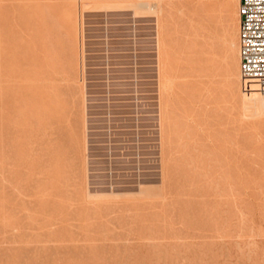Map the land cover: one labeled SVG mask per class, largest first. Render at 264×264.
<instances>
[{
  "label": "rangeland",
  "instance_id": "obj_1",
  "mask_svg": "<svg viewBox=\"0 0 264 264\" xmlns=\"http://www.w3.org/2000/svg\"><path fill=\"white\" fill-rule=\"evenodd\" d=\"M19 1L18 0H9V1L8 0H0V29L2 28V26L3 27L5 26V25H2L1 23L2 22H3V24H4V22L6 23V27L0 30V37H1L0 38V43H1L0 44V51H1L0 52V56H1L0 57V64L1 63L4 64L5 65L4 71L8 72V73L6 72L7 73V75H6V73L2 71V69H4V68L2 67L3 65L1 64L0 73L2 71V73H4V74H2V73L0 74V77L2 78V79H0V86H2L3 84H6L7 86L5 85L6 86L5 87L3 85L4 87L3 86H2V88L0 87V91L4 92L5 89H3V88H8V89H6V91L8 90L7 93H9V95L6 93V91L4 93H6L7 95L2 94L3 92L0 93V97H1L0 102L1 101L3 102L4 99L8 100L7 102L4 100L5 101L4 105H3L4 102L0 103V129L2 131V132L0 131V146L3 144L0 147V151H1L0 155L3 156V160H2V157L0 156L1 157L0 158V162H1L0 163V184H2V185H0V192H1L0 193V200H1L0 203H2V204H0V213H1L0 215H2L0 217V224H1L0 230L2 232L0 234V241H1L0 242V255L3 254L0 256V264H264V203H263L264 202V190H263L264 185H261V184H264L262 181L263 177H264V171H263L264 170V168H263V166H264V161H263L264 160V154L263 155L261 154V153H264V145H263L264 144V142H263L264 141V137H263V135H264V120L262 121V118L264 119V115H263L264 110L257 114V112H255L253 110H247L242 106L243 103L241 104V101L243 102L242 99L244 98V96L247 97L248 94L244 88V85H242L243 81H242V78L240 77L241 72H240V76H239L240 80H239V77H235L236 78V80H235L234 76L229 74V73H231L232 70H235V68H236V64H235L236 59L235 60L233 59L235 54H233L232 51L230 52V48H227L228 45H225V42L223 40V38L230 39V35L235 34V32L237 30L238 21H237V17H234V15H235L234 12L235 11L237 12V10H238V7H237L238 3L234 2L235 5H234V3H232L233 6L231 5V7L230 6L228 7L227 5L231 4V3H228L229 0H225L227 2H225L224 0H221L220 3L223 1L221 4L220 3L218 4L219 0H217L218 2H216V3L214 2L216 0H209V1L203 0L204 2L206 1V3L202 2V0H192V1H190V0H186V1H184V0H147L148 2L146 0H70V1L56 0V2H54V0H52L57 5L60 4L59 6H57L56 4L53 3L54 5L52 6V3H49V2H52L50 0H43V1L42 0H38V1L37 0H30V4L25 3L27 1L29 2V0H27V1L21 0V2H19ZM57 1H58V3H57ZM63 1L65 3L66 2H68V3L63 4L64 3ZM71 1H74L75 6L72 4L73 2L71 3ZM139 1H144L149 6L146 7L147 9L146 8L140 9L141 11L139 10L138 12H136V10H138V9H136V7H134L133 4L137 3ZM196 1H198V2H196ZM9 2H12V4ZM14 2L18 3V6H20V7L22 6L23 7L22 9H24V11L21 12L22 10L20 11V9H19L20 7L16 6L17 5L16 3L14 5L13 4ZM31 2H33V3H31ZM191 2H193V3H191ZM209 2L211 5L209 4ZM224 2H225V5L227 4L226 5L227 7L225 5H224V7L222 6L224 4ZM7 3H9V4H7ZM21 3L22 4L24 3V4L22 5ZM46 3H49L50 6L48 4L46 5ZM131 3H133V4H131ZM164 3H166V4H164ZM34 4L38 5L39 8L38 7L37 8L39 10H37L36 8H35L36 10L33 9L34 7L37 6V5L34 6ZM156 4H157V6H156ZM204 4H207V5L204 6ZM214 4H216V5H214ZM67 5H69V6H67ZM161 5H163V6L161 7ZM167 5H169V6H167ZM9 6H10L11 10L14 8H16L18 10L15 11V9H14V11L12 13L11 10L9 9ZM25 6L26 7L28 6L27 8L30 9L31 13H30V11L27 12V9ZM54 6H55V8H54ZM60 6H62V7H60ZM63 6H66V7L64 8ZM187 6H189V7H187ZM191 6L194 8H192ZM214 6H216V7H214ZM12 7H14V8H12ZM45 7H47V8H45ZM51 7H53V8H51ZM69 7H71V9L73 8L74 11L71 10ZM205 7H207V8L209 7L210 9L209 8L206 9ZM222 7L224 8V10ZM233 7L236 10H234ZM40 8H42V9H40ZM48 8H51V9H48ZM161 8H162V10H161ZM214 8H217V11L218 10L219 11L218 12L215 11L216 9H214ZM229 8L233 9V13L231 12L232 10H230V11L228 10ZM54 9H56V13L58 12L59 14H56L54 11H52ZM61 9L62 10L65 9V12L67 10L68 13L71 12V15L69 16V14L67 12L64 13V11L61 12ZM1 11H3V12L6 11L5 13L8 12L7 14L11 15L13 18L11 17V19H10V16H8L7 14L5 16V13H2ZM213 11H214V14H213ZM18 12H19V14H18ZM24 12L26 13V16H25ZM34 12H37V14H35L36 18L33 16ZM44 12L47 15H45ZM191 12L194 13L193 16H192ZM206 12L208 14V17H207V14H205ZM210 12H211V15H213V17H211V18H210V14H209ZM219 12H221V13H219ZM229 12L232 14V16H231V14H229ZM27 13L30 16H27L28 15ZM222 13H227V14L226 15L223 14L224 15L223 16ZM31 14H32V17H31ZM49 14H52V15L55 14V15H53V17H52ZM161 14L163 16H161ZM169 14L171 16H168ZM188 14H190V15H188ZM20 15H22V17ZM199 15L202 17V19L200 18ZM217 15H218V17H221V19L219 18V20H217V17H216ZM39 16H42V17L37 19V17H39ZM49 16L52 18L51 20H53V21L56 20L57 22L51 21ZM56 16H58V17H56ZM157 16H158V18H157ZM226 16L229 19H227ZM5 17H7V20H11V21H6ZM17 17H18V21L16 20ZM28 17H31V18L34 17L35 18L32 21V23L31 22L28 23L30 26L32 25L31 26L32 28L29 27V25H27V22L32 20L31 18H28ZM67 17L68 18L70 17L69 21L71 23L68 22ZM188 17H189V19H188ZM233 17H234V19H233ZM26 18L29 20L26 21L27 20ZM48 18H49V20H48ZM166 18H167V20H166ZM171 18L173 19V21H171L172 20ZM4 19H5V21H4ZM19 19L21 22L19 21ZM42 19L43 20L45 19V20L43 21ZM12 20H15V21L13 22ZM190 20H191V22H192L191 24L193 26L190 24ZM221 20H223V21H221ZM36 21H38V23H35ZM50 21L52 23H55V25L53 24L54 27L52 26L51 23H49ZM180 21L184 24V27H183V24L180 23ZM206 21L208 22L209 25H207ZM233 21H234V23H231ZM10 22L11 23L13 22V24H10ZM18 22H20L19 25H16V24H18ZM45 22H46V24H45ZM164 22H166V23H164ZM194 22H196L195 25L193 24ZM213 22H215V23H213ZM221 22H222V24H221ZM228 22H229V26H228ZM14 23H16V24H14ZM40 23H41V27L44 26L43 28L45 30H49V28H50V31L49 32L44 31L43 28H41V27L39 28V26H36V24L40 25ZM169 23L172 26L168 25ZM236 23H237V25L235 26ZM9 24L12 25V26H9L10 28L7 26ZM22 24L23 25L26 24L28 27H26V25H25V27H26V29H25V27ZM230 24H234V28L231 27L233 25H230ZM13 25H15V26L13 27ZM181 25L183 28L181 27ZM198 25H200L201 27H199ZM175 26L177 29H174ZM185 26L188 29H186ZM189 27H190V29H189ZM202 27L204 28V30H202L203 29ZM6 28L9 31V33L7 32ZM22 28L25 29L24 32L26 34H22V33H24ZM191 28H192V30H191ZM193 28H195V29H193ZM10 29H11L12 33H10ZM17 29H19V32H20V30H22V31L19 33L17 31ZM32 29H35L36 31L34 32ZM169 29H171V30H169ZM183 29H185V30H183ZM205 29H207L206 32H205ZM214 29H215V31H214ZM30 30H32V31H30ZM39 30L40 31L43 30V31L40 32ZM164 30H167L168 33L166 31H165L166 32L165 33ZM195 30L198 32V34ZM1 31L2 32L4 31V32L2 33ZM16 31H17V34H15L16 35L15 36L14 32H16ZM172 31H174L173 32L174 34L172 33ZM233 31H234V33H233ZM31 32L33 35H29V34H31ZM162 32L164 33V35ZM35 33H36V35H34ZM45 33L47 34V37H46ZM169 33H170V35L172 33V37L169 35ZM211 33L213 36L211 35ZM42 34H43V36L44 35L45 36L43 37ZM49 34L54 35V38H52V36H50ZM55 34H56V36H55ZM182 34H183V36L187 35L189 37V40H188L187 36H184V38H182L183 37ZM214 34H215V36H214ZM1 35H3V37ZM10 35H13L15 37V39H13L14 38L13 36H12L13 38L12 37L8 38V36H10ZM26 35H29V36H27V38L28 37H30V38L24 39V36H26ZM20 36H21V38L22 37L23 38L17 39ZM38 36L40 37L41 40H39ZM179 36H180V38H177ZM36 37H37V39L35 41ZM41 37H43V38H41ZM168 37L171 40H169ZM194 37H198V38H194ZM32 38H34V39H32ZM176 38H177V40H176ZM7 39H8V41H7ZM10 39H11V41H10ZM20 39L22 40L21 43L19 42ZM56 39H57V41H56ZM207 39H208V41H207ZM4 40H6L7 43H5ZM23 40L27 44L26 43L23 44V42H24ZM30 40H32L33 43ZM162 40H164L163 41L164 45H163ZM172 40L174 42H172ZM215 40H217V41H215ZM29 41L31 42V44ZM167 41H168V43H170L169 46H168ZM169 41H171V42H169ZM180 41H182V42H180ZM178 42L180 43V45ZM185 42H186V44H185ZM221 42H223V43H221ZM4 43L7 44L9 47H11L13 45L11 48H13V49L15 48V49H17V51L14 49V51H15L14 52L13 49L12 50L9 49V47L7 45H5ZM177 43L181 48L177 45V47H174L175 48L174 49L173 46H175ZM195 43H197L196 46L198 44L200 45V47H199L200 49H198L199 45L197 46V49H196V46L194 45ZM217 43L218 44L220 43V44L218 45ZM28 44L30 46H26ZM48 44H50V46L52 45V47L55 46V47H53L55 49V53L53 52V49L52 50L49 49L52 47H49ZM187 44H188V46H187ZM206 44L207 45L209 44V46H207ZM18 45H19V47H18ZM31 45H33L32 46L33 50L31 49L32 48ZM162 45L164 46V48L162 47ZM25 46L27 48L31 47V48H28V50L31 49L34 52H31V50L27 51L26 50L27 48L25 49ZM46 46H48V47H46ZM189 46L193 47V48H190ZM42 47H43V49H42ZM187 47L189 48V51H188ZM205 47H207L208 51L205 49ZM215 47L217 49H214ZM20 48L23 49L24 54H25V51H26V53L27 52L28 53L24 55L23 51ZM221 48L226 49L227 53L225 52V50H221ZM40 49L42 52L46 53L45 54L46 56L44 55V53H42L40 51ZM201 49L203 50V52ZM70 50H72V52ZM168 50H169V52L171 50H173L170 52V54L172 52H174L172 54H174V55L178 54L179 56L182 55V58H181V56L179 57L177 55V57H176V55L175 56L173 55L175 58L174 59L173 56L167 52ZM175 50H176V53H175ZM209 50L212 51L213 53L212 52L210 53ZM47 51H50V52H48L50 54H48ZM177 51H179V52H177ZM184 51L185 52L187 51L186 53L188 54V56L190 54H193V56L190 55L188 58V56L185 55L186 53ZM218 51L220 53H218ZM7 52L8 53L10 52V54H8ZM51 52L54 53L55 55L54 54L51 55ZM56 52H57V55L59 54L61 56V57L60 56L57 57L59 59V60H57V62L53 60V59L56 60V58L54 57V56H57ZM78 52H79V54H78ZM229 52H230V54L232 53V56L228 55ZM164 53H165V55H164ZM197 53H199L201 55H199ZM72 54L74 57L76 56V60H75L76 62L72 61V59H71L73 57ZM211 54L214 56H211ZM5 55H7V57ZM31 55H33V56H31ZM34 55L37 57L35 58ZM40 55L43 56V58ZM47 55L48 56L51 55L52 57H48ZM163 55H164V57L162 59ZM203 55H205V56H203ZM208 55L210 57H208ZM215 55H217V56H215ZM218 55H219V58L221 57V59L223 61L219 58L218 59L215 58V57H218ZM8 56H10V57H8ZM13 56H15V57H13ZM18 56H19V58L22 57V59L17 58L18 59V60L16 59L17 64L15 63V61L13 64L12 59L16 58ZM68 56H69V58L71 56V58L69 59ZM165 56H168V58ZM169 56L173 59L171 60V58H169ZM183 56H185V57H183ZM3 57H6V59L9 58L10 60L5 59L6 60L5 61ZM30 57L33 59V60L31 59L30 63H34V64L29 63ZM44 57H47V58H44ZM74 57H73V60L75 59ZM186 57L188 59H186ZM199 57L202 59H200ZM229 57H231V58H229ZM23 58L24 59L26 58L27 60L29 59L28 62H26L27 61L26 59H25V61H23L24 60ZM40 58L44 62L41 60H40L41 61L40 62L39 61ZM67 58L70 60L69 62H68ZM180 58H181V60H180ZM207 58H209V61H210L209 63L207 62L208 61ZM211 58H215V59H213V62H212L213 64L211 63V60H212ZM1 59H3V60H1ZM196 59H197V61L199 59V61L202 62V63H200L201 65L199 64V62L196 61ZM201 60H203V61H201ZM224 60H226V61H224ZM20 61L22 64H23V62H25V63L23 65H21V63H19ZM51 61H52V64H54V65L57 64L56 65L57 69H60V71H58L56 69V66L51 64ZM166 61L168 63L167 66L165 64ZM177 61H179L180 63L178 62L179 64H177ZM214 61L218 62V63H215ZM231 61L234 65L231 63ZM6 62L9 63L7 65L10 67L9 69H7L8 67H6V64H7ZM36 62L39 64V65L37 64L38 66L35 64ZM66 62H68V63H66ZM170 62L172 64H174L176 67L174 65H172ZM182 62H183V65H180V64H182ZM189 62L191 63V65ZM193 62L196 65L195 64L192 65ZM204 62L207 63V65ZM27 63H29V64H27ZM184 63H186V64H184ZM226 63H228V66H230V67L225 65ZM74 64H76L75 68H74ZM169 64H171V65H169ZM197 64L200 65L202 69ZM202 64H204V65H202ZM15 65H17L18 67H16ZM20 65L22 67H20ZM60 65H62L61 68L59 67ZM222 65L225 67V70H226V68H227V70L231 69L230 72H229V70H228V72L225 70H222L223 69ZM31 66H32V68H31ZM45 66L48 67V71H47L48 74L45 71V70H47V68ZM50 66L53 69L54 68L55 69L52 70V68ZM67 66L68 67L70 66L69 72H72V70H73L72 68L75 69V70H73V72L74 71L76 72V70H78L77 74L74 72V73H70V75H68L69 72L67 70H69V69H67V70L64 69V68H68ZM169 66H172V68ZM12 67H13V70H12ZM14 67H16V68H14ZM33 67H35V68H33ZM36 67H37V69H36ZM164 67H165L166 71L163 70ZM173 67H175L174 69L178 70V71H175L173 69ZM180 67H181V69H180ZM183 67H184V69H182ZM185 67H190V68L187 69ZM195 67H196V72L194 69ZM206 67H208L207 69H210V68L213 69L212 72L210 70H209V72H208V70L206 71L205 70ZM30 68H31V71L28 70ZM215 68H218V69H215ZM15 69H16L15 72L19 71L16 73L18 75V77L16 76V74L14 72ZM32 69H34V70L32 71ZM42 69L45 71L44 73L42 72L43 71ZM49 69H51L53 72L55 71V73H52L51 70H49ZM197 69H198V71H197ZM9 70L11 71V73L14 72V75H13V73H12V75H10L11 77L14 76V77H12L13 79L11 77H9V75H8V74H10ZM39 70L42 73H40ZM167 70H169V71H167ZM170 70H172V72ZM219 70L222 71L223 73L222 72L220 73ZM20 71H21L23 77L20 76L21 75ZM49 71L52 74H49ZM162 71L163 72L165 71L166 73L165 72L162 73ZM188 71L191 75L188 74ZM201 71H203V72H201ZM215 71H217L219 74ZM29 72H31V76H30ZM37 72H38V74L40 73L41 76L40 75L37 76V74H35ZM205 72H206V74H205ZM225 72H226V74H225ZM207 73L209 76L207 75ZM33 74L36 75V77ZM61 74L64 78L60 77ZM65 74H67V75H65ZM71 74H73L74 76ZM163 74H164V76H163L164 78H162ZM220 74L222 77L220 76ZM165 75H167V76H165ZM169 75H170V77L172 76L174 78H172V77H171L172 79L169 78ZM32 76H33V78H32ZM71 76H73L74 78L73 77L71 78ZM201 76L209 78L207 81H209L213 77L212 78L213 80L211 79L212 80L211 82H213V84L217 83L218 85L217 84H214V85H217L218 87L213 86L214 88L207 89V86H208V88H210L213 84L210 81L209 82L205 81L207 78H204V77H203L204 80L202 81ZM21 77H22V79H21ZM39 77L41 80H38ZM196 77H198L199 79ZM227 77H229V78L226 79ZM28 78H31L34 80L32 82H28L30 80V79L28 80ZM50 78L51 79L53 78V79L51 80ZM179 78H183L184 80L181 79L182 80L181 81ZM186 78L188 80H186ZM23 79L26 81H24ZM78 79L80 82L77 81ZM168 79H169V81L170 80L173 81V82H171L172 87H171V83L168 81ZM189 79H190V82L188 84ZM192 79L196 80V83L198 81L199 82L198 84L200 86L198 84H196L195 82H193V84L191 85V83H192L191 81H194ZM20 80H22L23 83L24 82L25 83L22 85L21 84L22 82L20 83ZM47 80H49V81H47ZM50 80H51V83H50ZM59 80L60 81L62 80V81L59 82ZM68 80L70 82L74 80L73 83L75 85H73L72 83H69ZM162 80H165L166 82L162 81ZM219 80H220V82H219ZM226 80L228 81L227 83H226ZM231 80H232V82H231ZM234 80L236 82H238V80H239V82H238V84H235V85L233 84L234 86H232L231 83H234L235 82ZM42 81L44 82L45 86H47V88L43 87L44 84ZM66 81L68 82V85L66 84L67 83ZM7 82L8 83L12 82L11 83L12 86L7 84ZM55 82L57 84L56 88L54 87ZM167 82L170 84H168ZM177 82H179V83H177ZM206 82H207V86H206ZM229 82L231 85L228 84ZM240 82H242V83H240ZM14 83L16 84V86L14 85V87L17 88V85H18L19 87H22V88H17V89L15 88L14 89L13 88ZM30 83H32V84H30ZM37 83H40V84H37ZM182 83L184 85H181ZM201 83H205V84L202 85ZM222 83H223V85H222ZM225 83L230 85V86L227 88L226 87L227 85ZM19 84H21V86ZM34 84L35 85L37 84L39 86L35 87ZM41 84H43L42 85L43 88L42 87L40 88ZM59 84L61 85V87ZM162 84H165V85L162 86ZM179 84L182 87L183 86L187 87V88L183 87L184 89H186L187 92L186 91L184 92V89H183V91H182V89L179 90V88H180V87H178ZM187 84L189 86H186ZM33 85H34V87H33ZM58 85L60 88L58 87ZM77 85H81V86L77 87ZM30 86H32L33 88ZM48 86H50V87H48ZM75 86L77 88H75ZM195 86H196V88H195ZM204 86H206L205 89L207 90V92L205 89H201V88H204ZM223 86H225V87H223ZM238 86H239V88L241 87L242 90L239 89ZM57 87L60 89V93H59V90ZM192 87L197 89V91L190 90V89H193ZM222 87L225 89H223ZM12 88L14 89V91ZM49 88L50 89L52 88L51 91L53 92L54 95L56 94L55 96L53 94H51L52 92L50 93V91H48V90H50ZM78 89L81 91H79ZM162 89L166 90L168 92V94L166 91H163ZM198 89L199 90L201 89V91H199ZM216 89L219 91H217ZM228 89L230 91H228ZM16 90H18L20 92H18ZM41 90L44 93L46 92L45 94H47V95L50 94V95H48L49 97L47 95H45L44 93L41 94L42 93ZM226 90L228 92H231V93L230 94L227 93ZM240 90H241V92H240ZM22 91L24 93V96H23ZM37 91L39 93H37ZM56 91L59 94H57ZM66 91H68V92H66ZM70 91L72 94L70 93ZM194 91H195V94H194ZM224 91H226L225 92L226 94L223 93ZM234 91H235L236 95L234 94ZM11 92H13L12 93L13 95L14 94H16V95L13 96L12 94H10ZM15 92H17V93H15ZM29 92L31 93V95ZM63 92H64V94H63ZM73 92L74 93L76 92V94H74ZM77 92L79 93V95ZM164 92H166V93H164ZM169 92H170V94L172 92H174L175 94L173 93L171 96H173V97L175 96V97L172 98L171 96H169ZM198 92H200V93H198ZM218 92L221 93L222 95L221 94L219 95ZM32 93H33V95L36 94L35 95L36 97L35 96L33 97ZM65 93H66V96H65ZM80 93H83V94H80ZM178 93L179 94L181 93L180 95H182V96L177 95ZM190 93H191V95H190ZM215 93H217L219 95V97H218L216 94L215 98L217 97L218 99H220L221 103H219L220 101L217 100V98H216V100L212 99V95H214ZM17 94H19V95L17 96ZM73 94L75 97H73ZM200 94H202V95L200 96ZM223 94L225 96H223ZM231 94H232V96H231ZM3 95L8 96V99H7V97L4 98L5 96H3ZM164 95L165 96L168 95V97L167 96L165 97ZM2 96H3V98H2ZM12 96L13 97L16 96L15 98H13V101H12V99H9L10 97L12 98ZM77 96L80 98V100L77 98ZM191 96H192V98H191ZM199 96H200V98H197ZM206 96L208 98H206ZM227 96H228V98H227ZM229 96L234 98V100L232 98H230ZM236 96L238 98L241 97V99L239 98V100H236L237 99ZM39 97L44 103L47 100H50L49 102L47 101L45 103L46 104L45 110L43 109L44 108L43 106H45V105L43 102H41ZM43 97H44V99H43ZM62 97L64 100L60 99ZM81 97L83 99H81ZM179 97H181L183 99V101ZM31 98H32V101L35 100L36 98L38 99V100L36 99L35 100L36 102L35 101L34 102L35 103H37V101L39 102V103H37V107H38V110H41V111L38 112L37 107L35 106L36 104L33 102L35 104L34 105L33 103H31V101H29V100H31ZM57 98H59V99L57 100ZM72 98H74V99H72ZM167 98H169L170 101ZM171 98L173 99V103H171L172 102ZM205 98L207 100L210 98V101L208 100L209 101L208 102ZM213 98H214V96H213ZM22 99H23V102L21 101ZM66 99L67 100L70 99V100L67 101ZM188 99L189 100L193 99V100L187 101ZM19 100L21 101L22 105L20 104ZM44 100H46V101H44ZM54 100L56 102H53ZM77 100L80 101V103L76 102ZM81 100H83V101L81 102ZM162 100H163V102H162ZM225 100L228 102H226ZM14 101H16L18 104L14 103ZM65 101H66V103H65ZM168 101L170 103H168ZM215 101H216V103H215ZM224 101H225V103H227L226 105H224L225 104ZM234 101L235 102L237 101V102L235 103ZM67 102H70L71 105H73V107L70 105V103H67ZM166 102L168 103V105H166ZM193 102L195 104H193ZM197 102H199V103H197ZM207 102H208V104H207L208 106L207 105L204 106ZM222 102L224 103L223 107L221 105ZM239 102H240V104H239ZM11 103H13V104H11ZM29 103L33 104L35 107L30 106L31 104L29 105ZM60 103L62 104V106L59 105ZM76 103H78V104H76ZM83 103H85V104H83ZM187 103H188V105H187ZM190 103L192 104V106H194V107L196 106V108H195L196 110L192 109L193 107L190 105ZM228 103H230V104H228ZM231 103H234L236 105L231 104ZM8 104H10L11 106ZM38 104H41V109H39L40 106H38ZM79 104H80V106H81V104L84 105L83 107L81 106L83 109L81 108V110H80V107L77 109L76 105L78 106ZM173 104H174V106H173ZM201 104H204V105H201ZM14 105H16L15 108H17L18 110L12 109V107ZM189 105L191 106V109L193 111L189 108L190 107ZM209 105H210V107H209ZM211 105H213V108H211L212 107ZM238 105L241 108H239ZM4 106H7V107H4ZM18 106H20V107H18ZM21 106H23V108H21ZM168 106H170V107H168ZM197 106H199V107L201 106L200 109L203 108L201 111L203 113H205V112L206 113L201 114L200 110H199L200 112H198L197 110L199 107H197ZM218 106L222 107V108L219 109ZM31 107L32 108L34 107V108L31 109V111H30ZM227 107H229L231 109H229ZM73 108H75V110H77L79 112L75 111ZM181 108L182 109L186 108V110L189 112V113L187 112L188 116L185 114L186 112L184 110H182ZM204 108H205V110H204ZM210 108H211V110H210ZM232 108L239 111L241 114L237 111H235L237 113L233 112L234 110ZM10 109H12V110H10ZM207 109H209L210 111H207ZM215 109H217V110H215ZM241 109H243V110H241ZM6 110H8V111L10 110V113L12 114V116ZM19 110H20V112L22 110V112L20 113L21 116H18ZM32 110L34 111L35 114L33 113ZM35 110H36V112H35ZM166 110L168 111L167 113H166ZM222 110H225V114ZM13 111H15V114ZM171 111H173L174 113ZM212 111L216 112V114L220 113L217 116H220L221 112L223 115H221L222 116L221 118H219V117L217 118L215 116L216 114H214V112H212ZM226 111H227V113H226ZM229 111H231V112H229ZM40 112H43L45 116L46 115L47 116L49 115V116L46 118V117H44L43 113L41 114ZM46 112H47V114H45ZM56 112H57V114H56ZM210 112H212L214 115ZM232 112H233V115H232ZM4 113L8 119H9V117H11V118L9 120H7V118H5L7 120V121H5L4 117H2L4 115ZM59 113H63L65 116L63 114H59ZM72 113H74V115ZM76 113L77 114L83 113V115H82V117L80 114H78V116H77ZM194 113L195 114L196 113L201 114V115L197 114L196 116H199V117L201 116L202 121L203 122L205 121L206 125H204V123L202 124L200 118L198 119L193 115ZM40 114L45 119H48L50 117L48 119L49 121L45 120ZM227 114H231V115H229L230 117L228 116L229 119H227V117H226ZM13 115L14 116L17 115L16 118ZM32 115H33V117L34 116H36V117L33 118ZM202 115H205V116L202 117ZM209 115L212 117H210ZM236 115H237V117H236ZM242 115H244V116H242ZM261 115H263V117ZM213 116L215 117V119H213L214 118ZM257 116H259L261 118H259ZM12 117H14L13 121L15 123L12 122V119H13ZM19 117H21L20 118L21 121L19 120ZM38 117H40V118H38ZM79 117H80V119H79ZM173 117H174V119H172ZM176 117H177V123L175 121ZM180 117L182 119H179ZM204 117H205V120H203ZM206 117L212 118V119L208 120V118L206 119ZM252 117H256V119L258 121H261V123L262 122L263 123L262 124L260 122L258 123V121ZM61 118H63V119H61ZM73 118L75 121H78V122H75L73 120ZM183 118H185V119H183ZM186 118H188V119L186 120ZM31 119H32V121H31ZM38 119H39V122H38ZM71 119L73 120V123L75 122L74 123L75 125L78 123L77 124L78 126L76 125V127L75 126L73 127L74 124H72ZM165 119H166V121H165ZM169 119H170V121H169ZM171 119L175 122L174 124H172V123L170 124V122H173ZM226 119H227V121H226ZM236 119L238 121L240 119H242V120H240L238 122ZM18 120L20 121V123H18L19 122ZM41 120L43 121V123H46V124H41L42 123ZM167 120H168V122H167ZM180 120L183 124L181 122H178ZM190 120H192V121H190ZM206 120H208V121H206ZM217 120L218 121L221 120V122H219V123H221V125L223 126V127L221 126V128H223L224 133L226 132V130L228 128H229L228 130L232 131V132L229 133L227 130V132L225 133L227 135H225V137H224L223 136L224 133H222L223 130L220 131L221 130V128L219 126L220 124L217 123ZM228 120L229 121L231 120V125L229 124L230 122ZM232 120L235 121L234 123L236 126L234 125ZM16 121H18V122H16ZM30 121L31 122L35 121V122H34V124L33 123L30 124L31 123ZM65 121L68 123V125L66 124ZM241 121L242 122L244 121L245 122L244 124H246V125H243V123ZM6 122H8V123H6ZM51 122H53L54 125ZM81 122H83V123H81ZM185 122H189V125H187V123L185 124ZM192 122H194V123L196 122V123L194 124ZM211 122L213 125L210 124L207 126V123L209 124ZM12 123L14 125H16V123H17V125L12 126L13 125ZM47 123L48 124L50 123V124L48 125ZM226 123H228L229 125L228 124L226 125ZM237 123H239L240 126L242 125L241 127H243V128H239L240 126L238 127ZM51 124L54 127H52ZM61 124L63 127L61 126ZM69 124L70 125L72 124L71 127H69V128L66 127V126H70ZM175 124H176V126H175ZM1 125H2V127H1ZM38 125L40 127H38ZM184 125L185 126L187 125L186 128L184 129L185 132L187 131V128H188V131H187L188 133L186 132L187 135L184 133V130L181 129V127L182 128L185 127ZM202 125H204V126H202ZM224 125L227 126V129ZM4 126H6L7 128ZM44 126H46V127H44ZM82 126L84 128H81ZM196 126L200 127V128H197ZM205 126H207L210 129H208ZM209 126H211V127H209ZM218 126H219L220 130L218 129ZM19 127H21V128H19ZM31 127H33L34 131L31 130ZM42 127H43V129H41ZM175 127H178V128L175 129ZM191 127L194 128V129H192L194 132L191 130ZM246 127H247V129H246ZM15 128H16V130H14ZM53 128H55L54 131H53ZM254 128H256L257 130ZM4 129L9 131V132H7V131L4 132L5 131ZM40 129L42 131H38ZM58 129H60V130H58ZM82 129H84V130H82ZM168 129H169V131H168ZM189 129L192 131L193 135ZM195 129L197 130V132ZM236 129L238 132H236ZM244 129H246V130H244ZM67 130H70V132ZM165 130L168 132V134H166L167 132ZM179 130H180V132H179ZM181 130L183 132H181ZM199 130H200V132H202V134L198 132ZM242 130H243V134L239 133ZM251 130L253 131V133ZM259 130H260V132H259ZM45 131H46V133H44ZM59 131L61 133H59ZM204 131L205 132L209 131V132L205 134ZM254 131L258 132L259 139H258V137H256L257 133H255ZM40 132H41V134H39ZM52 132H53V135H52ZM64 132H66V133H64ZM67 132H69L68 135H67ZM75 132L77 134H75ZM171 132H172V135H171ZM173 132H175V133H173ZM1 133H2V135H1ZM9 133H11V134H9ZM36 133H37V135H36ZM43 133L45 135L47 133H49V135L47 134L46 135L47 137H46ZM58 133H59V136H58ZM249 133H251V134H249ZM18 134H19V137H18ZM55 134L57 135V137ZM175 134H176V136H173ZM183 134H185V135H183ZM212 134L214 135L213 136L214 139L212 138ZM252 134H255V136L254 135L251 136ZM259 134L261 135L262 138L260 137ZM6 135H8V136H6ZM75 135L78 137H76ZM177 135H179V136H177ZM194 135H197V136H194ZM207 135H208V137H206ZM235 135H237L236 136L237 138H235ZM239 135L240 136L245 135V136H243L241 138V137H239ZM246 135H250L251 137L250 136L249 137L251 138V140H256V139L257 140L256 141H250V139H248V136L246 138ZM1 136H4V137H2V139H1ZM40 136L42 137V139ZM170 136L172 138L176 137L177 141L175 140V138L172 141V138ZM186 136H190V137H186ZM200 136H203V137H200ZM227 136H228V138H227ZM34 137H38V138L40 137L39 139H41V140H39L38 138L35 139ZM166 137H169L171 139L166 138ZM215 137H216L217 141L215 140ZM231 137H233V138H231ZM13 138H15L17 140H15ZM190 138H192V140ZM200 138H201V140H199ZM203 138H205V139H203ZM222 138H224V140L227 139V140H225V143L223 142L224 140H222ZM229 138H230V140L231 139L233 140V141L231 140L233 143L228 141ZM240 138H241V140H240ZM65 139L67 141H69L71 139L70 141L73 143L71 144V142L64 141ZM182 139H184V141ZM193 139L195 141L197 140L196 141L197 144L195 141L193 142ZM211 139H213L215 141L213 142V140H211ZM9 140H10V142H9ZM42 140L44 141L43 143H42ZM259 140H261L262 142ZM32 141H35L36 143L32 142ZM45 141H47V142H45ZM208 141H211V142H209V144L211 143L210 145L207 143ZM235 141H236V144H235ZM257 141H259V143ZM11 142H12V145H11ZM39 142H41L42 144ZM66 142L70 143L72 145L71 149L72 148H75V149L71 150L70 147H68L71 145L67 144ZM173 142H175V143H173ZM187 142H188V145H187ZM222 142H223V144L230 145V146L228 147L226 145H223ZM241 142L242 143L248 142L247 146H249V148L245 144H240ZM80 143L82 145L79 146ZM168 143H169V145L167 146ZM191 143H192V145L194 144L193 147L195 146V148H197L196 153L199 152L198 154H200L199 155L200 158L198 157V155L196 153H193V151H195L193 149H195V148H193V147L191 148V146H192ZM204 143H205V146H203ZM249 143H250V145H249ZM6 144H8L9 146H6ZM31 144L33 147H31ZM51 144H52L51 148L53 150L51 149L50 150L51 152H50L47 148L50 149ZM174 144L178 147V149L176 146H174ZM234 144L237 145L238 147L233 146ZM261 144L263 145V148H260L262 146ZM13 145H14V147H12ZM37 145H38V148L36 151L35 147H37ZM43 145L45 147L44 150H43L44 147H42ZM53 145H54V147H53ZM170 145L172 147H170ZM199 145H201V147ZM10 146H11V148H9ZM85 146H86V149H85ZM166 146H167V148H166ZM244 146H246L247 151H249L250 154L247 153V151L245 150L246 148ZM251 146L253 147V149ZM2 147L4 149H2ZM66 147L69 148L71 151L68 152L69 149L67 150ZM174 147H175V149H174ZM179 147H180V150H179ZM183 147H185L186 150L187 149L189 150L191 148L192 153H191V150H189V151L187 150L188 152L186 151L187 152L186 153L184 151L185 148H184V150H182ZM198 147H200L201 149ZM225 147H227V148L225 149ZM241 147H244V148L242 150H239V149H241ZM60 148H63V149H60ZM64 148H66V149H64ZM206 148L208 149V151ZM214 148H215V150H214ZM231 148H233V149H231ZM237 148H239V149L237 150ZM11 149H13V150L11 151ZM167 149L168 150L170 149V150L168 151ZM211 149H213V150H211ZM251 149L252 150L255 149V150L252 151ZM260 149L262 152L259 151ZM59 150H61V151H59ZM200 150H202V151H200ZM216 150H218V151H216ZM63 151L65 153H61ZM73 151H75V153H72ZM213 151L216 153H214ZM243 152H245V153L243 154ZM254 152L257 155L254 154ZM56 153H59V154L57 155ZM179 153H182V154H179ZM188 153H190L191 155ZM203 153L205 155H203ZM227 153H228V155H227ZM232 153H234L235 155ZM193 154H195V155L193 156ZM212 154H215V155L217 154V156H214V155L212 156ZM218 154H219V156H218ZM245 154H247V156ZM10 155H13V156H10ZM241 155H243L244 157ZM173 156H176V158L174 157V160L172 159ZM189 156H191V157H189ZM196 156H197V158H196ZM211 156H212V158H211ZM259 156H262V157H259ZM15 157L17 158V160H19L18 162H17ZM214 157L216 159H214ZM11 158H12V160H11ZM73 158H75V159H73ZM229 158H230L231 162H229V160H228ZM6 159L9 161L6 162ZM178 159H180V160H178ZM182 159H184V160H182ZM260 159L262 160L261 165H260L261 161H259ZM168 160H170V161H168ZM217 160H219V161H217ZM171 161H174L172 163L173 165L171 164ZM200 161H202V162H200ZM227 161L229 164L227 163ZM178 162H179V164H178ZM218 162H223L225 165H221L223 163H218ZM168 163L171 166L169 165V167H168L167 166ZM187 163L190 166V169L187 170L189 172H186V170H184V168H186V169L189 168V166L188 167L186 166ZM216 163L219 166L216 165ZM226 163H227V165H226ZM236 163H238V164H236ZM180 164H183V165L181 166ZM201 164H204V165H201ZM220 165L223 167V169L225 167H228L227 169H229L230 171L228 170V171H224V172H227L226 174H228V175L230 173L231 176L229 175V176H227L228 178L226 176L224 178H222L226 174H224V172H223V174H221L222 172H220V171H222L223 169H219ZM235 165H236V168L235 169L232 168V166L234 167ZM238 165H239V167H238ZM178 166H179V168H178ZM1 167H3V168L1 169ZM5 167H7V168L5 169ZM173 167L175 169H173ZM243 168H245L246 170ZM14 169H16V171ZM167 169H170L168 171L169 172L171 171L172 176H171V174L170 175L168 174L169 172L167 171ZM227 169H224V170H227ZM238 169L240 170L239 172L237 171ZM242 169L246 172H243ZM176 170H178V171H176ZM192 171L193 172L195 171L194 174ZM196 171H197V173H196ZM166 172H168V173H166ZM179 172H181L180 176L176 175L177 173L179 174ZM11 173H13V174H11ZM188 173H189V175H188ZM182 174L184 176H182ZM219 174H221L223 176L221 177V175H219ZM262 174H263V177H262ZM11 175H13L12 178H11ZM166 175H167V177H165ZM168 175H169V177H168ZM175 175H176V177L177 176L178 177L177 178L174 177ZM185 176L186 177L188 176V177L186 178ZM182 177H184V179ZM261 177H262V179H261ZM167 178L168 179L170 178V179L167 180ZM234 178H235V181L232 180ZM13 179H16L17 181L15 182V180H13ZM174 179H175V181H174ZM223 179H225V180H223ZM257 179L258 180L260 179L261 181L259 180V182H258ZM254 180H255L256 185L254 183ZM12 181H14V182H12ZM226 181L228 183H229V181L231 182V183H229L230 187ZM181 182H183L187 186H184ZM234 182H235V184H234ZM8 183H10L11 185H9ZM167 183H170V184H167ZM225 183H227V184H225ZM13 184H15V185H13ZM81 184H82V187H80ZM178 184L182 185V187L178 186ZM167 185H168V187H167ZM231 186H232V188H231ZM10 187H12V188H10ZM83 187L85 188V190H83L84 189ZM4 188H5V190H4ZM14 188H16V189H14ZM166 188L168 190H166ZM175 188H178V189H175ZM229 188H231L232 191ZM87 189H89V190H87ZM179 189H181L180 190L181 192L179 191ZM234 189H236V190H234ZM256 189H258L260 191L259 192L260 194L257 192L258 190H256ZM11 190H14V191H11ZM91 190H93L96 194L99 191L104 192V190H105L108 194H106V192H105L106 196L104 193H103L104 195H100V196L91 195L90 193L93 192ZM182 190H184L185 192L183 191V193H182ZM261 190H263V191L261 192ZM113 191L115 192L114 194H113ZM117 191H118V193H116ZM132 191H134V192H132ZM169 191H170V193H169ZM230 191H231V194H234V193H237L240 191L243 194L238 193V195L235 194L232 196L230 194ZM12 192L13 193L16 192V193L13 194ZM175 192H178V193L175 194ZM86 193H87V195H86ZM88 194H89V197H88ZM228 194H230V196H228ZM14 195H15V197H14ZM117 195H119V196H117ZM16 196H17V199H16ZM91 196H93V197H91ZM238 196L239 197L242 196V197L239 198ZM12 197H13V199H12ZM84 197H86V198H84ZM112 199H113V202H112ZM106 200H107V202H106ZM233 201H235V203ZM116 202H118V203L115 204ZM239 202H240V204H239ZM260 202H262L263 204ZM229 203L231 206L229 205ZM226 205H227V207H226ZM232 205H235V206H234V208H232V213H230L231 211L229 212V210H231V207H233ZM239 205H241V206H239ZM236 207L239 209H237ZM262 207H263V209H262ZM9 208H10V211H9ZM235 209L237 211H239V210L240 211L237 213V211H235ZM5 210H7V212ZM222 210H223V212H222ZM2 212H3V214H2ZM8 212H9V214H8ZM227 212H229V213L227 214ZM235 213H237V216ZM229 214H231V215L233 214L234 218L232 217L233 215L230 217ZM6 215H7V217L9 215L10 216L7 218ZM245 216L248 219H250V221ZM5 217H6V219H5ZM10 217H11V220H8V219H10ZM12 217H14V219H12ZM240 218H241V220H240ZM228 219H230V220H228ZM235 220H237L238 222H236ZM234 221L236 222V224H234L235 223ZM245 221L250 222L249 224L253 225V226L251 227L249 224H247V222L244 223ZM239 222H240V224L241 223L242 224L241 225L238 224ZM11 223L12 224L14 223V224L11 225ZM217 225L220 228L217 227ZM232 225L234 228L232 227ZM3 226H6V227L9 226L10 229L7 227L8 229L4 230V228H6V227L3 228ZM238 226L242 230L243 229H245V230L249 229L250 231L247 230V235H246V232L243 231V233H245L243 235L242 230H240L238 228ZM241 226H242V228H241ZM246 226L248 228H246ZM250 228L253 229V231ZM235 229H237V230H235ZM232 230H234V231H232ZM9 231H10L11 235L9 234ZM236 232H238V233H236ZM1 235H3V238H1L2 237ZM5 235H6V237H5ZM8 235L10 236V239H9ZM241 235H243V237ZM13 236H15L14 239H13ZM237 237H239L240 239L239 238L237 239ZM243 238H244V240H245V238H247L248 240L244 241ZM8 239H9V241H7ZM254 240H255V242H254ZM12 241H14V242H12ZM247 241H249V242H247ZM245 243H247V244H245ZM252 243L253 244L256 243V247L255 246L251 247V246H253ZM12 246H14V247H12ZM10 247H12V248H10ZM1 249H3V250H1ZM245 250H246V253H244ZM9 252H11V253H9ZM24 252L27 254L25 255ZM243 253H244V255H243ZM45 254H46V256H45ZM4 256H6V261H5ZM49 256H50V258H49ZM245 256L247 258H245ZM44 257H46V258H44ZM9 259H10V261H9Z\"/></svg>",
  "mask_w": 264,
  "mask_h": 264
},
{
  "label": "bare ground",
  "instance_id": "obj_2",
  "mask_svg": "<svg viewBox=\"0 0 264 264\" xmlns=\"http://www.w3.org/2000/svg\"><path fill=\"white\" fill-rule=\"evenodd\" d=\"M8 1H9V0H8ZM18 1H19V0H18ZM24 1H25V0H24ZM26 1H27V0H26ZM37 1H38V0H37ZM42 1H43V0H42ZM42 1H41V2H42ZM50 1H52V0H50ZM61 1H62V0H61ZM64 1H65V0H64ZM64 1H63V2H64ZM66 1H70V0H66ZM146 1H147V0H146ZM184 1H186V0H184ZM190 1H192V0H190ZM208 1H209V0H208ZM220 1H221V0H219V2H218V1L216 0V1H214V2H215V3L218 2V4H219ZM224 1H225V0H224ZM229 1H230V2H229ZM229 1H228V3H231V4H230V5H227V4H226L228 7H229V6L231 7V5L233 6L232 3H234V2H237V3L239 4V0H229ZM19 2H21V0H20ZM45 2H46V1H45ZM47 2H48V1H47ZM54 2H56V0H54ZM54 2L52 1V2H49V3H52V6H53L54 4H56V3H54ZM72 2H73V3H72ZM147 2H148V1H147ZM188 2H189V1H188ZM196 2H198V1H196ZM202 2H204V1L202 0ZM212 2H213V1H212ZM222 2H223V1H222ZM222 2H221V3H222ZM225 2H227V1H225ZM225 2H224V4L222 5L223 7H224V5H225ZM9 3L12 4V2H9ZM9 3H7V4H9ZM15 3H16V2H14L13 4L15 5ZM25 3L30 4V0H29V2L27 1V2H25ZM31 3H33V2H31ZM35 3H36V2H35ZM49 3H46V5H47V4L49 5ZM53 3H54V4H53ZM57 3H58V1H57ZM59 3H60V2H59ZM66 3H68V2H66ZM66 3L64 2L63 4H66ZM71 3L75 6L74 1H71ZM191 3H193V2H191ZM204 3H206V1H205ZM221 3H220V4H221ZM237 3H236V4H237ZM16 4H17L16 6H18V3H16ZM21 4H22V3H21ZM21 4H20V5H21ZM23 4H24V3H23ZM23 4H22V5H23ZM37 4H38V3H37ZM37 4H34V6L37 5ZM61 4H62V3H61ZM131 4H133V3H131ZM164 4H166V3H164ZM164 4H163V5H164ZM186 4H187V3H186ZM209 4H210V2H209ZM38 5H39V4H38ZM38 5H37L36 7H34V6L32 5V6L34 7L33 9H34V10H36V9L39 10V9H38V8H39ZM56 5H57V4H56ZM59 5H60V4H59ZM59 5H57V6H59ZM73 5H72V6H73ZM133 5H134V7H136V9H138V10H136V12H138L140 9H144V8H146L147 6H149V5H148L146 2H144V1H139V2H137V3H134ZM133 5H132V6H133ZM158 5H159V4H158ZM163 5H161V7H162ZM190 5H191V4H190ZM190 5H189V6H190ZM192 5H193V4H192ZM206 5H207V4H204V6H206ZM210 5H211V4H210ZM214 5H216V4H214ZM226 5H225V6H226ZM234 5H235V3H234ZM11 6H12V5H11ZM39 6H40V5H39ZM44 6H45V5H44ZM49 6H50V5H49ZM57 6H56V7H57ZM67 6H69V5H67ZM130 6H131V5H130ZM156 6H157V4H156ZM167 6H169V5H167ZM189 6H187V7H189ZM193 6H194V5H193ZM196 6H197V5H196ZM227 6H226V7H227ZM18 7H20V6H18ZM18 7H17V8H18ZM25 7H26V6H25ZM25 7H24V8H25ZM27 7H28V6H27ZM27 7H26V9H27V12H28V11H30V9L27 8ZM30 7H31V6H30ZM37 7H38V8H37ZM60 7H62V6H60ZM63 7L65 8L66 6H63ZM191 7H192V6H191ZM214 7H216V6H214ZM223 7H222V8H223ZM226 7H225V8H226ZM234 7H235V6H234ZM234 7H233V9H234ZM237 7H238V6H237ZM237 7H236V8H237ZM12 8H14V7H12ZM22 8H23L22 6L19 8L20 11L22 10L21 12L24 11V9H22ZM35 8H36V9H35ZM43 8H44V7H43ZM45 8H47V7H45ZM51 8H53V7H51ZM51 8H48V9H51ZM54 8H55V6H54ZM69 8L71 9V7H69ZM148 8H149V7H148ZM167 8H168V7H167ZM192 8H194V7H192ZM205 8L208 9L209 7H208V8L205 7ZM211 8H212V7H211ZM222 8H221V9H222ZM9 9L11 10L10 6H9ZM14 9H15V11L18 10V9H16V8H14ZM14 9L11 10L12 13H13ZM28 9H29V10H28ZM33 9H32V10H33ZM40 9H42V8H40ZM62 9H63V8H62ZM62 9H61V12H62V11H64V13L67 12V10H66V12H65V9H64V10H62ZM66 9H67V8H66ZM74 9H75V8H74ZM146 9H147V8H146ZM186 9H187V8H186ZM209 9H210V8H209ZM214 9H216L215 11H217V8H214ZM233 9H230V8H229L228 10H229V11L232 10L231 12L233 13ZM10 10H9V11H10ZM68 10H69V9H68ZM71 10H73V8H72ZM71 10H70V11H71ZM161 10H162V8H161ZM167 10H168V9H167ZM193 10H194V9H193ZM212 10H213V9H212ZM223 10H224V8H223ZM234 10H236V9H234ZM7 11H8V10H7ZM42 11H43V10H42ZM42 11H41V12H42ZM50 11H51V10H50ZM52 11H54V12L56 13V9H54V10H52ZM52 11H51V12H52ZM73 11H74V10H73ZM140 11H141V10H140ZM165 11H166V10H165ZM195 11H196V10H195ZM218 11H219V10H218ZM218 11H217V12H218ZM226 11H227V10H226ZM1 12H2V13H5L6 11H5V12L1 11ZM21 12H20V13H21ZM38 12H39V11H38ZM51 12H50V13H51ZM185 12H186V11H185ZM188 12H189V11H188ZM188 12H187V13H188ZM192 12H193V11H192ZM192 12H191V13H192ZM221 12H222V11H221ZM221 12H219V13H221ZM7 13H8V12H7ZM7 13H5V16H6ZM9 13H10V12H9ZM24 13H25V12H24ZM30 13H31V11H30ZM32 13H33V12H32ZM42 13H43V12H42ZM44 13H45V12H44ZM67 13H68V12H67ZM156 13H157V12H156ZM167 13H168V12H167ZM167 13H166V14H167ZM181 13H182V12H181ZM197 13H198V12H197ZM203 13H204V12H203ZM234 13H235L234 17H237V21H238L237 30H236L235 34H231V35H230V39L223 38V40H224V42H225V45H228V46H229V47L227 46V48H230V52L232 51L233 54H235V56L233 57V59H234V60L236 59V61H235V62H236V63H235V64H236V68H235V70H232L231 73H229V74L233 75L234 78H235V77H239V76H240V72H241V70H240V55H239V41H238V31H239V12H238V10H237V12L235 11ZM18 14H19V12H18ZM21 14H22V13H21ZM27 14H28V13H27ZM35 14H37V12H34V15H33L34 17L36 16ZM38 14H39V13H38ZM56 14H59V13L57 12ZM68 14H69V16H70V15H71V12L68 13ZM193 14H194V13H192V16H193ZM205 14H207V12H206ZM209 14H210V18L213 17V15H211V12H210ZM213 14H214V11H213ZM215 14H216V13H215ZM217 14H218V13H217ZM223 14L226 15L227 13H222V15H223ZM229 14H231V13L229 12ZM7 15H8V14H7ZM13 15H14V14H13ZM45 15H47V14L45 13ZM45 15H44V16H45ZM49 15H51V16L53 17V15H55V14H53V15H52V14H49ZM188 15H190V14H188ZM8 16H10V19H11L12 16H11V15H8ZM20 16L22 17V15H20ZM25 16H26V13H25ZM27 16H30V15L28 14ZM37 16H38V15H37ZM161 16H163V15L161 14ZM161 16H160V17H161ZM168 16H171V15L169 14ZM182 16H183V15H182ZM196 16H197V15H196ZM199 16H200V15H199ZM223 16H224V15H223ZM223 16H222V17H223ZM227 16H228V15H227ZM227 16H226V17H227ZM231 16H232V14H231ZM15 17H16V16H15ZM18 17H19V16H18ZM18 17H17V19H16L17 21H18ZM31 17H32V14H31ZM31 17H28V18H31ZM34 17L31 18L32 20H30L29 22H27V25H29L28 23H30V22L32 23V21L36 18V17H35V18H34ZM40 17H42V16L37 17V19H39ZM49 17H50V16H49ZM56 17H58V16H56ZM180 17H181V16H180ZM186 17H187V16H186ZM194 17H195V16H194ZM207 17H208V14H207ZM214 17H215V16H214ZM216 17H217V20H219V18L221 19V17H218V15H217ZM229 17H230V16H229ZM234 17H233V19H234ZM3 18H4V17H3ZM5 18H6V21H11V20H7V17H5ZM12 18H13V17H12ZM19 18H20V17H19ZM24 18H25V17H24ZM43 18H44V17H43ZM67 18H68V17H67ZM71 18H72V17H71ZM157 18H158V16H157ZM200 18L202 19L201 16H200ZM14 19H15V18H14ZM20 19H21V18H20ZM20 19H19V21H20ZM26 19H27V18H26ZM51 19H52V18L50 17V20H51ZM53 19H54V18H53ZM69 19H70V17L68 18V22H70ZM171 19H172V18H171ZM180 19H181V18H180ZM188 19H189V17H188ZM197 19H198V18H197ZM214 19H215V18H214ZM227 19H229V18L227 17ZM24 20H25V19H24ZM28 20H29V19H27L26 21H28ZM42 20H43V19H42ZM44 20H45V19H44ZM44 20H43V21H44ZM46 20H47V19H46ZM48 20H49V18H48ZM54 20H55V19H54ZM166 20H167V18H166ZM191 20H192V19H191ZM191 20H190V24L192 23ZM208 20H209V19H208ZM215 20H216V19H215ZM217 20H216V21H217ZM225 20H226V19H225ZM4 21H5V19H4ZM12 21L14 22L15 20H12ZM51 21H53V20H51ZM51 21H50L49 23H51L52 26L54 27L55 23H52ZM171 21H173V19H172ZM182 21H183V20H182ZM221 21H223V20H221ZM229 21H230V20H229ZM1 22H2V21H1ZM13 22H12V23L10 22V24H13ZM20 22H21V21H20ZM20 22H18V24H16L17 22L14 23V24L19 25ZM46 22H47V21H46ZM46 22H45V24H46ZM53 22H57V21L55 20V21H53ZM166 22H167V21H166ZM166 22H164V23H166ZM206 22H207V21H206ZM8 23H9V22H8ZM25 23H26V22H25ZM35 23H38V21H36ZM70 23H71V22H70ZM173 23H174V22H173ZM180 23H182V22L180 21ZM180 23H179V24H180ZM213 23H215V22H213ZM216 23H217V22H216ZM225 23H226V22H225ZM231 23H234V21L231 22ZM1 24H2V25H5L4 27L2 26L1 29H3V28L6 27V23H5V22H4V24H3V22H2ZM10 24L7 25V26H8V27H9V26H12V25H10ZM23 24H24V23H23ZM23 24H22V25H23ZM33 24H34V23H33ZM53 24H54V25H53ZM56 24H57V23H56ZM171 24H172V23H171ZM176 24H177V23H176ZM182 24H183V23H182ZM185 24H186V23H185ZM190 24H189V25H190ZM193 24L195 25L196 22H194ZM197 24H198V23H197ZM219 24H220V23H219ZM221 24H222V22H221ZM25 25H26V24H25ZM25 25H23V26L25 27ZM27 25H26V27H28ZM49 25H50V24H49ZM164 25H165V24H164ZM168 25H170V23H169ZM191 25H192V24H191ZM207 25H209L208 22H207ZM215 25H216V24H215ZM230 25H233V26H231V27L234 28V24H230ZM236 25H237V23L235 24V26H236ZM14 26H15V25H13V27H14ZM31 26H32V25H31ZM31 26L29 25V27H31ZM36 26H39V28H40V27H41V23H40V25H39V24H38V25L36 24ZM47 26H48V25H47ZM50 26H51V25H50ZM52 26H51V27H52ZM160 26H161V25H160ZM170 26H172V25H170ZM178 26H179V25H178ZM186 26H187V25H186ZM186 26H185V28H186ZM192 26H193V25H192ZM198 26L201 27L200 25H198ZM222 26H223V25H222ZM228 26H229V22H228ZM19 27H20V26H19ZM26 27H25V29H26ZM43 27H44V26H43ZM43 27H41V28H43ZM53 27H52V28H53ZM162 27H163V26H162ZM165 27H166V26H165ZM181 27H182V25H181ZM183 27H184V24H183ZM183 27H182V28H183ZM206 27H207V26H206ZM9 28H10V27H9ZM31 28H32V27H31ZM31 28H30V29H31ZM33 28H34V27H33ZM46 28H47V27H46ZM48 28H49V27H48ZM169 28H170V27H169ZM171 28H172V27H171ZM178 28H179V27H178ZM195 28H196V27H195ZM195 28H193V29H195ZM197 28H198V27H197ZM202 28H203V27H202ZM1 29H0V30H1ZM12 29H13V28H12ZM19 29H20V28H19ZM19 29H17L18 32H19ZM25 29L22 28L23 32H24ZM43 29H44V28H43ZM174 29H177L176 26L174 27ZM186 29H188V28H186ZM189 29H190V27H189ZM199 29H200V28H199ZM199 29H198V30H199ZM226 29H227V28H226ZM6 30H7V28H6ZM22 30H20V32H21ZM32 30H33L34 32L36 31L35 29H32ZM32 30H30V31H32ZM52 30H53V29H52ZM52 30H51V31H52ZM169 30H171V29H169ZM172 30H173V29H172ZM180 30H181V29H180ZM183 30H185V29H183ZM191 30H192V28H191ZM202 30H204V28H203ZM227 30H228V29H227ZM233 30H234V29H233ZM14 31H15V30H14ZM17 31L14 32V35L17 34ZM39 31H40V30H39ZM41 31H43V30H41ZM41 31H40V32H41ZM44 31H48V32H49V31H50V28H49V30H45V29H44ZM53 31H54V30H53ZM53 31H52V32H53ZM162 31H163V30H162ZM165 31L168 33L167 30H164V32H165ZM181 31H182V30H181ZM195 31H196V30H195ZM206 31H207V29H205V32H206ZM214 31H215V29H214ZM1 32H2V31H1ZM3 32H4V31H3ZM3 32H2V33H3ZM7 32L9 33L8 30H7ZM20 32H19V33H20ZM52 32H51V33H52ZM166 32H165V33H166ZM173 32H174V31H172V33H173ZM193 32H194V31H193ZM196 32H197V31H196ZM2 33H1V34H2ZM8 33H7V34H8ZM10 33H12L11 29H10ZM29 33H30V32H29ZM36 33H37V32H36ZM36 33H35L34 35H36ZM53 33H54V32H53ZM162 33H163V32H162ZM172 33H171V35H170V33H169V35H170L171 37H172ZM179 33H180V32H179ZM182 33H183V32H182ZM191 33H192V32H191ZM233 33H234V31H233ZM22 34H26V33L24 32V33H22ZM45 34H46V33H45ZM173 34H174V33H173ZM197 34H198V32H197ZM8 35H9V34H8ZM18 35H19V34H18ZM29 35H33L32 32H31V34H29ZM29 35L24 36V39H28V38H30V37L27 38V36H29ZM49 35H50V34H49ZM49 35H48V36H49ZM163 35H164V33H163ZM167 35H168V34H167ZM167 35H166V36H167ZM211 35H212V33H211ZM1 36L3 37V35H1ZM5 36H6V35H5ZM12 36H13V35H10V36H8V38H10V37H12ZM15 36H16V35H15ZM21 36H22V35H21ZM21 36L18 37L17 39L21 38ZM42 36H43V34H42ZM44 36H45V35H44ZM44 36H43V37H44ZM50 36H52V38H54V35H50ZM55 36H56V34H55ZM170 36H169V37H170ZM174 36H175V35H174ZM182 36H183V34H182ZM184 36H187V35H184ZM184 36H183L182 38H184ZM212 36H213V35H212ZM214 36H215V34H214ZM13 37H14V36H13ZM13 37H12V38H13ZM38 37H39V36H38ZM43 37H41V38H43ZM46 37H47V34H46ZM169 37H168V39H169ZM187 37H188V36H187ZM192 37H193V36H192ZM200 37H201V36H200ZM0 38H1V37H0ZM4 38H5V37H4ZM22 38H23V37H22ZM22 38H21V39H22ZM55 38H56V37H55ZM162 38H163V37H162ZM164 38H165V37H164ZM177 38H180V36L177 37ZM177 38H176V40H177ZM194 38H198V37H194ZM202 38H203V37H202ZM5 39H6V38H5ZM13 39H15V37H14ZM17 39H16V40H17ZM21 39H20V41H19L20 43H21V41H22ZM32 39H34V38H32ZM36 39H37V37L35 38V41H36ZM46 39H47V38H46ZM185 39H186V38H185ZM211 39H212V38H211ZM39 40H41L40 37H39ZM169 40H171V39H169ZM174 40H175V39H174ZM182 40H183V39H182ZM188 40H189V37H188ZM188 40H187V41H188ZM195 40H196V39H195ZM198 40H199V39H198ZM201 40H202V39H201ZM204 40H205V39H204ZM2 41H3V40H2ZM7 41H8V39H7ZM7 41L4 40L5 43H7ZM10 41H11V39H10ZM17 41H18V40H17ZM23 41H24V40H23ZM26 41H27V40H26ZM30 41L32 42V40H30ZM30 41H29V42H30ZM35 41H34V42H35ZM44 41H45V40H44ZM47 41H48V40H47ZM56 41H57V39H56ZM56 41H55V42H56ZM163 41H164V40H162V42H163ZM165 41H166V40H165ZM185 41H186V40H185ZM193 41H194V40H193ZM207 41H208V39H207ZM215 41H217V40H215ZM27 42H28V41H27ZM31 42H30V44H31ZM169 42H171V41H169ZM172 42H174V41L172 40ZM180 42H182V41H180ZM188 42H189V41H188ZM194 42H195V41H194ZM202 42H203V41H202ZM202 42H201V43H202ZM2 43H3V42H2ZM5 43H4V44H5ZM13 43H14V42H13ZM13 43H12V44H13ZM24 43H26V42L24 41L23 44H24ZM32 43H33V42H32ZM56 43H57V42H56ZM56 43H55V44H56ZM167 43H168V41H167ZM178 43H179V42H178ZM178 43H177L175 46H173V48H174V47H177ZM192 43H193V42H192ZM214 43H215V42H214ZM221 43H223V42H221ZM0 44H1V43H0ZM14 44H15V43H14ZM26 44H27V43H26ZM40 44H41V43H40ZM51 44H52V43H51ZM169 44H170V43H168V46H169ZM174 44H175V43H174ZM185 44H186V42H185ZM190 44H191V43H190ZM196 44H197V43H195L194 45L196 46ZM202 44H203V43H202ZM204 44H205V43H204ZM212 44H213V43H212ZM215 44H216V43H215ZM217 44H218V43H217ZM219 44H220V43H219ZM219 44H218V45H219ZM5 45H7V44H5ZM5 45H4V46H5ZM19 45H20V44H19ZM19 45H18V47H19ZM33 45H34V44H33ZM33 45H31V47H32ZM35 45H36V44H35ZM38 45H39V44H38ZM48 45H49V47H52V45H51V46H50V44H48ZM57 45H58V44H57ZM163 45H164V42H163ZM163 45H162V47L164 48ZM166 45H167V44H166ZM172 45H173V44H172ZM179 45H180V43H179ZM179 45H178V46H179ZM198 45H199V44H198ZM198 45H197V46H198ZM206 45H207V44H206ZM4 46H3V47H4ZM7 46H8V45H7ZM7 46H6V47H7ZM12 46H13V45H12ZM12 46H11V47H12ZM26 46H30V45L28 44V45H26ZM26 46H25V49L27 48ZM42 46H43V45H42ZM181 46H182V45H181ZM184 46H185V45H184ZM187 46H188V44H187ZM197 46H196V49H197ZM207 46H209V44H208ZM215 46H216V45H215ZM222 46H223V45H222ZM8 47H9V46H8ZM11 47H9V49L12 50L13 48H11ZM18 47H17V48H18ZM31 47H28V48H31ZM46 47H48V46H46ZM46 47H45V48H46ZM53 47H55V46H53ZM53 47H52V48H49V49H50V50L53 49V52L55 53V49H54ZM166 47H167V46H166ZM179 47H180V46H179ZM189 47H190V46H189ZM199 47H200V45L198 46V49H200ZM210 47H211V46H210ZM220 47H221V46H220ZM224 47H225V46H224ZM1 48H2V47H1ZM22 48H23V47H22ZM28 48L26 49L27 51H29V50H31V49L33 50V47H32L31 49H29V50H28ZM39 48H40V47H39ZM76 48H77V47H76ZM173 48H172V49H173ZM180 48H181V47H180ZM180 48H179V49H180ZM182 48H183V47H182ZM190 48H193V47H190ZM212 48H213V47H212ZM9 49H8V50H9ZM14 49H15V48H14ZM14 49H13V51H14ZM20 49H21V48H20ZM42 49H43V47H42ZM71 49H72V48H71ZM168 49H169V48H168ZM174 49H175V48H174ZM185 49H186V48H185ZM187 49H188V51H189V48H188V47H187ZM205 49L207 50V47H205ZM209 49H210V48H209ZM214 49H217V48L215 47ZM1 50H2V49H1ZM11 50H10V51H11ZM15 50L17 51V49H15ZM21 50L23 51V49H21ZM32 50H31V52H34V51H32ZM44 50H45V49H44ZM44 50H43V51H44ZM47 50H48V49H47ZM183 50H184V49H183ZM193 50H194V49H193ZM201 50H202V49H201ZM212 50H213V49H212ZM221 50H225V52H226V49H224V48H223V49L221 48ZM4 51H5V50H4ZM19 51H20V50H19ZM40 51H41V49H40ZM57 51H58V50H57ZM70 51L72 52V50H70ZM162 51H163V50H162ZM171 51H173V50H171ZM171 51H170V52H171ZM207 51H208V50H207ZM213 51H214V50H213ZM227 51H228V50H227ZM0 52H1V51H0ZM2 52H3V51H2ZM5 52H6V51H5ZM14 52H15V51H14ZM14 52H13V53H14ZM41 52H42V51H41ZM48 52H50V51H47V53H48ZM167 52L170 54L169 50H168ZM177 52H179V51H177ZM184 52H185V51H184ZM186 52H187V51H186ZM186 52H185V53H186ZM192 52H193V51H192ZM202 52H203V50H202ZM209 52L211 53L212 51L209 50ZM230 52H229L228 55H231V56H232V53L230 54ZM7 53H8V52H7ZM27 53H28V52H27ZM27 53H26V51H25V54H27ZM39 53H40V52H39ZM42 53H44V52H42ZM54 53L51 52V55L54 54ZM58 53H59V52H58ZM162 53H163V52H162ZM162 53H161V54H162ZM168 53H167V54H168ZM172 53H174V52H172ZM172 53H171L170 55L173 56L174 54H172ZM175 53H176V50H175ZM185 53H184V54H185ZM212 53H213V52H212ZM215 53H216V52H215ZM215 53H214V54H215ZM218 53H220V52L218 51ZM218 53H217V54H218ZM226 53H227V52H226ZM1 54H2V53H1ZM5 54H6V53H5ZM8 54H10V52H9ZM18 54H19V53H18ZM21 54H22V53H21ZM23 54H24V51H23ZM25 54H24V55H25ZM31 54H32V53H31ZM45 54H46V53H44V55H45ZM48 54H50V53H48ZM78 54H79V52H78ZM78 54H77V55H78ZM184 54H183V55H184ZM194 54H195V53H194ZM197 54H199V53H197ZM13 55H14V54H13ZM19 55H20V54H19ZM29 55H30V54H29ZM51 55H50V56L47 55V56H48V57H52ZM54 55H55V54H54ZM54 55H53V56H54ZM56 55H57V52H56ZM164 55H165V53H164ZM164 55L162 56V59H163ZM175 55H176V57H177L178 54H175ZM175 55H174V56H175ZM185 55L188 56L187 53H186ZM190 55L193 56V54H190ZM190 55H189V56H190ZM199 55H201V54H199ZM199 55H198V56H199ZM205 55H206V54H205ZM205 55H203V56H205ZM209 55H210V54H209ZM209 55H208V57H210ZM220 55H221V54H220ZM225 55H226V54H225ZM3 56H4V55H3ZM5 56L7 57V55H5ZM10 56H11V55H10ZM10 56H8V57H10ZM20 56H21V55H20ZM31 56H33V55H31ZM40 56H41V55H40ZM40 56H39V57H40ZM45 56H46V55H45ZM58 56H60V55L58 54L57 56H54V57L56 58V60L53 59V58H52V59H53L54 61L57 62V60H59V59L57 58ZM72 56H73V54H72ZM174 56H173V58H174ZM178 56H179V55H178ZM180 56H181V58H182V55H180ZM180 56H179V57H180ZM189 56H188V58H189ZM192 56H191V57H192ZM198 56H197V57H198ZM211 56H214V55L211 54ZM215 56H217V55H215ZM222 56H223V55H222ZM0 57H1V56H0ZM6 57H3L4 60L6 59ZM13 57H15V56H13ZM34 57L36 58L37 56L34 55ZM39 57H38V58H39ZM41 57L43 58V56H41ZM60 57H61V56H60ZM73 57H74V56H73ZM73 57L71 58V56H70V58L72 59V61L76 62V61H75V60H76V56L74 57V58H75L74 60H73ZM77 57H78V56H77ZM165 57L168 58V56H165ZM183 57H185V56H183ZM195 57H196V56H195ZM17 58H18V59H22V57L19 58V56L16 57V58H13V59H14V60L12 59L13 64H14V61H15V63L17 64V62H16V59H17ZM26 58H27V57H26ZM26 58H25V59H26ZM44 58H47V57H44ZM68 58H69V56H68ZM68 58H67V59H68ZM70 58H69V59H70ZM169 58H171V57L169 56ZM173 58H171V60H172ZM181 58H180V60H181ZM188 58L186 57V59H188ZM199 58H200V57H199ZM215 58L218 59V58H219V55H218V57H215ZM215 58H211L212 60L210 59V60H211V63L213 62V59H215ZM222 58H223V57H222ZM227 58H228V57H227ZM229 58H231V57H229ZM18 59H17V60H18ZM23 59H24V58H23ZM25 59H24L23 61H25ZM29 59H30V60H29ZM29 59H28V60H29V63H30V61H31L32 58L30 57ZM69 59H68V62L70 61ZM174 59H175V58H174ZM200 59H202V58H200ZM219 59H221V57H220ZM1 60H3V59H1ZM6 60H10V59L7 58ZM6 60H5V61H6ZM26 60H27V59H26ZM28 60H27L26 62H28ZM32 60H33V59H32ZM40 60H41V58L39 59V61H40ZM207 60H208V61H207ZM207 60H206V61L209 63V62H210V61H209V58H207ZM221 60H222V59H221ZM228 60H229V59H228ZM230 60H231V59H230ZM12 61H11V62H12ZM23 61H22V62H23ZM35 61H36V60H35ZM41 61H43V60H41ZM41 61H40V62H41ZM167 61H168V60H167ZM167 61H166V63H165L166 66H167V64H168ZM173 61H174V60H173ZM187 61H188V60H187ZM189 61H190V60H189ZM192 61H193V60H192ZM194 61H195V60H194ZM196 61H197V59H196ZM201 61H203V60H201ZM222 61H223V60H222ZM222 61H221V62H222ZM224 61H226V60H224ZM232 61H233V60H232ZM232 61H231V63H232ZM2 62H3V61H2ZM33 62H34V61H33ZM43 62H44V61H43ZM43 62H42V63H43ZM68 62H66V63H68ZM74 62H73V63H74ZM164 62H165V61H164ZM168 62H169V61H168ZM178 62H179V61H177V64L180 63V62H179V63H178ZM197 62H199V64L202 63V62L199 61V59H198ZM214 62H215V61H214ZM4 63H5V62H4ZM6 63H7V64H6V67H8L7 69H9L10 67L7 66L9 63H8V62H6ZM19 63H21V61H20ZM19 63H18V64H19ZM24 63H25V62H23V64H24ZM29 63H27V64H29ZM42 63H41V64H42ZM58 63H59V62H58ZM66 63H65V64H66ZM170 63H171V62H170ZM174 63H175V62H174ZM189 63H190V62H189ZM189 63H188V64H189ZM204 63H205V62H204ZM215 63H218V62H215ZM215 63H214V64H215ZM1 64H2V63H1ZM1 64H0V66H1ZM11 64H12V63H11ZM13 64H12V65H13ZM23 64L21 63V65H23ZM30 64H34V63H30ZM35 64L37 65L38 63L36 62ZM43 64H44V63H43ZM43 64H42V65H43ZM45 64H46V63H45ZM51 64H52V61H51ZM51 64H50V65H51ZM76 64H77V63H76ZM76 64H74V68H75V65H76ZM161 64H162V63H161ZM165 64H164V65H165ZM171 64H172V63H171ZM171 64H169V65H171ZM175 64H176V63H175ZM184 64H186V63H184ZM188 64H187V65H188ZM194 64H195V63L193 62L192 65H194ZM205 64L207 65V63H205ZM212 64H213V63H212ZM232 64H233V63H232ZM232 64H231V65H232ZM2 65H3L2 67L4 68L5 65H4V64H2ZM21 65H20V67H22ZM25 65H26V64H25ZM38 65H39V64H38ZM38 65H37V66H38ZM52 65H54V64H52ZM56 65H57V64H55L54 66H56ZM66 65H67V64H66ZM66 65H65V66H66ZM71 65H72V64H71ZM164 65H163V66H164ZM172 65H174V64H172ZM180 65H183V62H182V64H180ZM190 65H191V63H190ZM195 65H196V64H195ZM197 65H198V64H197ZM200 65H201V64H200ZM200 65H198V66H200ZM202 65H204V64H202ZM206 65H205V66H206ZM215 65H216V64H215ZM219 65H220V64H219ZM225 65L228 66V63H226ZM233 65H234V64H233ZM10 66H11V65H10ZM15 66L18 67L17 65H15ZM47 66H48V65H47ZM61 66H62V65H60L59 67L61 68ZM63 66H64V65H63ZM166 66H165V67H166ZM174 66H175V65H174ZM205 66H204V67H205ZM217 66H218V65H217ZM222 66H223V65H222ZM16 67H14V68H16ZM45 67H46V66H45ZM50 67H51V66H50ZM50 67H49V68H50ZM67 67H68V66H67ZM69 67H70V66H69ZM69 67H68V68H64V69L67 70V69H69ZM72 67H73V66H72ZM165 67H164L163 70H165ZM169 67L172 68V66H169ZM175 67H176V66H175ZM175 67H173V69H174ZM212 67H213V66H212ZM219 67H220V66H219ZM219 67H218V68H219ZM228 67H230V66H228ZM233 67H234V66H233ZM31 68H32V66H31ZM31 68L28 69V70L31 71ZM33 68H35V67H33ZM42 68H43V67H42ZM46 68H47V70H45V71H46V73H47V71H48V67H46ZM51 68H52V67H51ZM74 68H72V69L75 70ZM161 68H162V67H161ZM177 68H178V67H177ZM185 68L188 69V68H190V67H185ZM192 68H193V67H192ZM200 68H201V66H200ZM200 68H199V69H200ZM207 68H208V67H206V69H205L206 71L208 70V72H209V70H210V71L212 72L213 69H211V68H210V69H207ZM218 68H215V69H218ZM19 69H20V68H19ZM36 69H37V67H36ZM54 69H55V68H54ZM54 69L52 68V70H54ZM56 69H57V66H56ZM62 69H63V68H62ZM169 69H170V68H169ZM180 69H181V67H180ZM182 69H184V67H183ZM194 69H195V72H196V67H195ZM194 69H193V70H194ZM201 69H202V68H201ZM221 69H222V68H221ZM4 70H5V68L2 69L3 72H5ZM10 70H11V69H10ZM10 70H9V71H10ZM12 70H13V67H12ZM17 70H18V69H17ZM20 70H21V69H20ZM33 70H34V69H32V71H33ZM42 70H43V69H42ZM49 70H51V69H49ZM52 70H51V72H52V73H55V71L53 72ZM57 70L60 71V69H57ZM73 70H72V72H69L70 69L67 70V71L69 72L68 75H70V73H74L75 71L73 72ZM174 70H175V69H174ZM174 70H173V71H174ZM222 70H225V67H224V66H223V69H222ZM228 70H229V69H228ZM228 70H227V68H226L225 71L228 72ZM230 70H231V69H230ZM230 70H229V72H230ZM2 71H1V73H2ZM15 71H16V69L14 70V72H15ZM35 71H36V70H35ZM37 71H38V70H37ZM39 71H40V70H39ZM45 71L43 70L42 72L44 73ZM77 71H78V70H76V72H75L76 74H77ZM165 71H166V70H165ZM165 71H164V72H165ZM167 71H169V70H167ZM170 71L172 72V70H170ZM175 71H178V70H175ZM179 71H180V70H179ZM190 71H191V70H190ZM197 71H198V69H197ZM199 71H200V70H199ZM203 71H204V70H203ZM203 71H201V72H203ZM6 72H7V71H6ZM6 72H5V73H6ZM14 72H12L13 75H14ZM17 72H19V71H17ZM17 72H15V74H16ZM42 72L40 71V73H42ZM164 72L162 71V73H164ZM186 72H187V71H186ZM186 72H185V73H186ZM215 72H217V71H215ZM219 72L221 73L222 71L219 70ZM1 73H0V74H1ZM7 73H8V72H7ZM7 73H6V75H7ZM12 73H11V71H10V74H8L9 77H11L10 75H12ZM20 73H21V71H20ZM23 73H24V72H23ZM29 73H30V76H31V72H29ZM40 73L38 74V72H37V73H35V74H37V76H39ZM52 73H50V71H49V74H52ZM58 73H59V72H58ZM165 73H166V72H165ZM179 73H180V72H179ZM183 73H184V72H183ZM183 73H182V74H183ZM199 73H200V72H199ZM217 73H218V72H217ZM222 73H223V72H222ZM2 74H4V73H2ZM47 74H48V73H47ZM56 74H57V73H56ZM76 74H75V75H76ZM172 74H173V73H172ZM182 74H181V75H182ZM188 74H190L189 71H188ZM203 74H204V73H203ZM205 74H206V72H205ZM209 74H210V73H209ZM218 74H219V73H218ZM225 74H226V72H225ZM227 74H228V73H227ZM229 74H228V75H229ZM28 75H29V74H28ZM33 75H34V74H33ZM42 75H43V74H42ZM57 75H58V74H57ZM65 75H67V74H65ZM71 75H73V74H71ZM167 75H168V74H167ZM167 75H165V76H167ZM190 75H191V74H190ZM190 75H189V76H190ZM194 75H195V74H194ZM207 75H208V73H207ZM211 75H212V74H211ZM2 76H3V75H2ZM16 76L18 77L17 74H16ZM16 76H15V77H16ZM20 76L23 77L22 73H21ZM34 76L36 77V75H34ZM40 76H41V75H40ZM45 76H46V75H45ZM50 76H51V75H50ZM52 76H53V75H52ZM73 76H74V75H73ZM73 76H71V78H72ZM163 76H164V74L162 75V78H164ZM173 76H174V75H173ZM179 76H180V75H179ZM198 76H199V75H198ZM208 76H209V75H208ZM213 76H214V75H213ZM220 76H221V74H220ZM220 76H219V77H220ZM5 77H6V76H5ZM12 77H14V76H12ZM12 77H11V78H12ZM22 77H21V79H22ZM60 77H61V78L63 77L62 74H61ZM78 77H79V76H78ZM171 77H172V76H171ZM171 77H170V75H169V78H171ZM175 77H176V76H175ZM180 77H181V76H180ZM185 77H186V76H185ZM187 77H188V76H187ZM199 77H200V76H199ZM203 77H204V76H203ZM203 77L201 76L202 81L204 80ZM216 77H217V76H216ZM216 77H215V78H216ZM219 77H218V78H219ZM221 77H222V76H221ZM225 77H226V76H225ZM230 77H231V76H230ZM240 77L242 78V81H243V84H242V85H244V88H245V90H246V92H247V94H248L247 97L244 96V98L242 99V100H243V102L241 101V104L243 103L242 106H243L245 109H247V110H253V111L257 112V114L260 113V112H262V111L264 110V95H262L261 92H260V87H259V83H258L257 79H255V78H247V77L242 76V74H241ZM240 77H239V80H240ZM11 78H10V79H11ZM19 78H20V77H19ZM19 78H18V79H19ZM32 78H33V76H32ZM53 78H54V77H53ZM53 78H52V79H53ZM55 78H56V77H55ZM63 78H64V77H63ZM73 78H74V77H73ZM172 78H174V77H172ZM172 78H171V79H172ZM176 78H177V77H176ZM189 78H190V77H189ZM196 78H198V77H196ZM204 78H207V77H204ZM212 78H213V77H212ZM212 78H211V79H212ZM228 78H229V77H227L226 79H228ZM232 78H233V77H232ZM234 78H233V79H234ZM0 79H2V78L0 77ZM6 79H7V78H6ZM12 79H13V78H12ZM15 79H16V78H15ZM29 79H30L31 81H30ZM50 79H51V78H50ZM52 79H51V80H52ZM166 79H167V78H166ZM179 79H180V80H181V79L184 80L183 78H179ZM179 79H178V80H179ZM190 79H191V78H190ZM190 79H189V81H188V84H189V82H190ZM198 79H199V78H198ZM208 79H209V78H207L205 81H207ZM211 79L209 80L210 82L213 80V79H212V80H211ZM219 79H220V78H219ZM3 80H4V79H3ZM23 80H24V79H23ZM28 80H29L28 82H32L34 79L28 78ZM36 80H37V79H36ZM38 80H41L40 77H39ZM51 80H50V83H51ZM182 80H181V81H182ZM186 80H188V79L186 78ZM192 80H194V79H192ZM235 80H236V78H235ZM235 80H234V81H235ZM239 80H238V82H239ZM12 81H13V80H12ZM24 81H26V80H24ZM45 81H46V80H45ZM47 81H49V80H47ZM56 81H57V80H56ZM61 81H62V80H61ZM61 81L59 80V82H61ZM77 81H79V79H78ZM162 81H165V80H162ZM168 81H169V79H168ZM209 81H207V82H209ZM216 81H217V80H216ZM229 81H230V80H229ZM18 82H19V81H18ZM21 82H22V83H21ZM42 82H43V81H42ZM52 82H53V81H52ZM59 82H58V83H59ZM64 82H65V81H64ZM66 82H67V81H66ZM68 82H69V83H72L73 85H75V84L73 83L74 80L71 81V82L68 80ZM68 82L66 83L67 85H68ZM79 82H80V81H79ZM165 82H166V81H165ZM165 82H164V83H165ZM169 82L171 83V82H173V81L170 80ZM184 82H185V81H184ZM191 82H192V83H191V85H192L193 82L196 83V80L191 81ZM207 82H206V86H207ZM219 82H220V80H219ZM227 82H228V81L226 80V83H227ZM231 82H232V80H231ZM235 82H236V81H235ZM235 82H234V83H231L232 86H234L235 84H238V82H236V83H235ZM11 83H12V82H11ZM11 83H10V82H9V83L7 82V84H9V85H11ZM20 83L23 85L25 82L23 83V81L20 80ZM33 83H34V82H33ZM62 83H63V82H62ZM167 83H168V82H167ZM170 83H168V84H170ZM177 83H179V82H177ZM177 83H176V84H177ZM185 83H186V82H185ZM195 83H194V84H195ZM198 83H199V82L197 81L196 84H198ZM211 83L213 84V82H211ZM211 83H210V84H211ZM226 83H225V84H226ZM240 83H242V82H240ZM21 84H19V85L21 86ZM30 84H32V83H30ZM37 84H40V83H37ZM37 84H36V85L34 84L35 87L39 86V85H37ZM43 84H44V82H43ZM43 84L40 85V88L42 87ZM53 84H54V83H53ZM60 84H61V83H60ZM60 84H59V85H60ZM165 84H166V83H165ZM165 84H162V86L165 85ZM188 84H187L186 86H189ZM201 84L203 85V84H205V83H201ZM212 84H211V85H212ZM214 84H217V83H214ZM214 84H213L210 88H208V86H207V89L214 88V87H216V86L218 85V84H217V85H214ZM225 84H224V85H225ZM228 84H230V82H229ZM228 84H226V85H227V86H226L227 88L231 85V84H230V85H228ZM233 84H234V85H233ZM3 85L5 86L6 84H3ZM3 85H2V86H3ZM14 85L16 86V84H15V83L13 84V88L15 89L16 87H14ZM34 85H33V87H34ZM59 85H58V87H59ZM63 85H64V84H63ZM67 85H66V86H67ZM70 85H71V84H70ZM181 85H184V84L182 83ZM181 85H180V84L178 85V87H180L179 90L182 89V91H183L184 88H187V87H185V86H183V87H184V88H183ZM198 85H199V84H198ZM202 85H201V86H202ZM219 85H220V84H219ZM222 85H223V83H222ZM242 85H241V86H242ZM2 86H0V87L2 88ZM4 86H3V87H4ZM6 86H7V85H6ZM6 86H5V87H6ZM11 86H12V85H11ZM11 86H10V87H11ZM56 86H57V84H56V82H55V86H54V87L56 88ZM71 86H72V85H71ZM78 86H81V85H77V87H78ZM168 86H169V85H168ZM196 86H197V85H196ZM196 86H195V88H196ZM199 86H200V85H199ZM206 86H204V88H201V89H205ZM213 86H214V87H213ZM30 87H32V86H30ZM33 87H32V88H33ZM43 87H46V88H47V86H45V84H44ZM43 87H42V88H43ZM48 87H50V86H48ZM58 87H57V88H58ZM60 87H61V85H60ZM60 87H59V88H60ZM64 87H65V86H64ZM64 87H63V88H64ZM73 87H74V86H73ZM77 87L75 86V88H77ZM171 87H172V83H171ZM202 87H203V86H202ZM217 87H218V86H217ZM220 87H221V86H220ZM220 87H219V88H220ZM223 87H225V86H223ZM223 87H222V88H223ZM235 87H236V86H235ZM13 88H12V89H13ZM17 88H22V87H19V86L17 85ZM17 88H16V89H17ZM32 88H31V89H32ZM59 88H58V90H59V93H60V89H59ZM65 88H66V87H65ZM69 88H70V87H69ZM189 88H190V87H189ZM192 88H193V89H190V90H195V91H197V89H195L194 87H192ZM197 88H198V87H197ZM230 88H231V87H230ZM232 88H233V87H232ZM238 88H239V86H238ZM238 88H237V89H238ZM3 89H5V91H6V89H8V88H3ZM14 89H13V91H14ZM34 89H35V88H34ZM44 89H45V88H44ZM49 89H50V88H49ZM79 89H80V88H79ZM79 89H78V90H79ZM174 89H175V88H174ZM201 89H200V90L198 89V90L201 91ZM217 89H218V88H217ZM217 89H216V90H217ZM220 89H221V88H220ZM223 89H225V88H223ZM239 89H241V87H240ZM21 90H22V89H21ZM45 90H46V89H45ZM45 90H44V91H45ZM51 90H52V88H51L50 90H48V91H50V93H51V92H52ZM63 90H64V89H63ZM65 90H66V89H65ZM67 90H68V89H67ZM75 90H76V89H75ZM162 90H163V89H162ZM167 90H168V89H167ZM171 90H172V89H171ZM205 90H206V89H205ZM205 90H204V91H205ZM233 90H234V89H233ZM241 90H242V89H241ZM241 90H240V92H241ZM5 91H4V92H5ZM7 91H8V90H7ZM7 91H6V93H7ZM10 91H11V90H10ZM16 91H18V90H16ZM41 91H42V90H41ZM41 91H40V92H41ZM53 91H54V90H53ZM76 91H77V90H76ZM79 91H81V90H79ZM163 91H166V90H163ZM173 91H174V90H173ZM185 91H186V89H184V92H185ZM188 91H189V90H188ZM195 91H194V94H195ZM217 91H219V90H217ZM226 91H227V90H226ZM226 91H224L223 93L226 94V93H225ZM228 91H230V90L228 89ZM228 91H227V93L230 94L231 92H228ZM235 91H236V90H235ZM235 91H234V94H235ZM2 92H3V91H2ZM2 92L0 91V93H2ZM4 92H3L2 94H5V95L8 94V95H9V93L6 94V93H4ZM18 92H20V91H18ZM33 92H34V91H33ZM56 92H57V91H56ZM66 92H68V91H66ZM166 92H167V91H166ZM166 92H164V93H166ZM186 92H187V91H186ZM206 92H207V90H206ZM214 92H215V91H214ZM12 93H13V92H11L10 94H12ZM15 93H17V92H15ZM22 93H23V91H22ZM29 93H30V92H29ZM37 93H39V92L37 91ZM43 93H44V92L42 91L41 94H43ZM45 93H46V92H45ZM45 93H44V94H45ZM54 93H55V92H54ZM59 93L57 92V94H59ZM70 93H71V91H70ZM73 93H74V92H73ZM77 93H78V92H77ZM173 93H174V92H172V93L170 94V92H169V96H171ZM192 93H193V92H192ZM198 93H200V92H198ZM209 93H210V92H209ZM242 93H243V92H242ZM51 94H53V92H52ZM63 94H64V92H63ZM63 94H62V95H63ZM68 94H69V93H68ZM71 94H72V93H71ZM74 94H76V92H75ZM74 94H73V97H75ZM80 94H83V93H80ZM162 94H163V93H162ZM167 94H168V92H167ZM174 94H175V93H174ZM180 94H181V93H180ZM180 94L178 93L177 95H180ZM187 94H188V93H187ZM194 94H193V95H194ZM202 94H203V93H202ZM202 94H200V96H201ZM210 94H211V93H210ZM216 94H217V93H215L214 95H212V99H213V100H216V98H217V97L215 98V95H216ZM218 94L220 95L221 93L218 92ZM218 94H217V96L219 97ZM224 94H223V96H225ZM238 94H239V93H238ZM5 95H3V96H5ZM12 95H13V94H12ZM14 95H16V94H14ZM14 95H13V96H14ZM18 95H19V94H17V96H18ZM21 95H22V94H21ZM30 95H31V93H30ZM30 95H29V96H30ZM32 95H33V93H32ZM35 95H36V94H35ZM35 95H33V97H34ZM45 95H47V94H45ZM48 95H50V94H48ZM48 95H47V96H48ZM53 95H54V94H53ZM55 95H56V94H55ZM55 95H54V96H55ZM78 95H79V93H78ZM183 95H184V94H183ZM185 95H186V94H185ZM190 95H191V93H190ZM193 95H192V96H193ZM205 95H206V94H205ZM221 95H222V94H221ZM235 95H236V94H235ZM239 95H240V94H239ZM245 95H246V94H245ZM3 96H2V98H3ZM13 96H12V98H11V97L9 98V99H12V101H13V98L16 97V96H15V97H13ZM23 96H24V93H23ZM23 96H22V97H23ZM54 96H53V97H54ZM58 96H59V95H58ZM65 96H66V93H65ZM67 96H68V95H67ZM164 96H165V95H164ZM166 96L168 97V95H166ZM166 96H165V97H166ZM180 96H182V95H180ZM192 96H191V98H192ZM196 96H197V95H196ZM200 96L197 97V98H200ZM213 96H214L215 99L213 98ZM231 96H232V94H231ZM231 96H229V97L232 98ZM240 96H241V95H240ZM6 97H7V99H8V96H5L4 98H6ZM20 97H21V96H20ZM31 97H32V96H31ZM35 97H36V96H35ZM48 97H49V96H48ZM82 97H83V96H82ZM82 97H81V99H83ZM171 97L174 98L175 96H174V97L171 96ZM0 98H1V97H0ZM17 98H18V97H17ZM29 98H30V97H29ZM45 98H46V97H45ZM51 98H52V97H51ZM77 98L80 100V98H79L78 96H77ZM172 98H171V99H172ZM179 98L183 101V99H182L181 97H179ZM194 98H195V97H194ZM206 98H208V97L206 96ZM206 98H205V99H206ZM225 98H226V97H225ZM227 98H228V96H227ZM227 98H226V99H227ZM236 98H237L236 100H239V98L241 99V97L238 98L237 96H236ZM23 99H24V98H23ZM23 99L21 100L22 102H23ZM36 99H37V98H36ZM36 99H35V100H36ZM39 99H40V97H39ZM43 99H44V97H43ZM52 99H53V98H52ZM55 99H56V98H55ZM58 99H59V98H57V100H58ZM60 99H63V97L60 98ZM72 99H74V98H72ZM167 99H169V98H167ZM175 99H176V98H175ZM175 99H174V100H175ZM202 99H203V98H202ZM205 99H204V100H205ZM212 99H211V100H212ZM221 99H222V98H221ZM223 99H224V98H223ZM232 99L234 100V98H232ZM0 100H1V99H0ZM4 100H5V99H4ZM4 100H3L4 103H3L2 101L0 102V103H3V105L5 104V101H6V102L8 101V100H5V101H4ZM17 100H18V99H17ZM35 100L32 101V98H31V100H29V101H31V103H33ZM37 100H38V99H37ZM40 100H41V99H40ZM40 100H39V101H40ZM63 100H64V99H63ZM66 100H67V99H66ZM68 100H70V99H68ZM68 100H67V101H68ZM165 100H166V99H165ZM165 100H164V101H165ZM192 100H193V99H191V100L188 99L187 101H192ZM195 100H196V99H195ZM206 100H207V99H206ZM208 100L210 101V98H209ZM208 100H207V101H208ZM217 100H219V101H220L219 103H221V100H220V99L217 98ZM228 100H229V99H228ZM21 101L19 100L20 104L22 105ZM44 101H46V100H44ZM47 101L49 102L50 100H47ZM47 101H46V102H47ZM59 101H60V100H59ZM73 101H74V100H73ZM82 101H83V100H81V102H82ZM169 101H170V99H169ZM169 101H168V103H170ZM209 101H208V102H209ZM222 101H223V100H222ZM225 101H226V100H225ZM225 101H224V103H225ZM9 102H10V101H9ZM35 102H36V101H35ZM35 102H34V103H35ZM41 102H43V101L41 100ZM46 102H45V103H46ZM53 102H56V101L54 100ZM61 102H62V101H61ZM70 102H71V101H70ZM70 102H67V103H70ZM76 102H79V103H80V101H78V100H77ZM162 102H163V100H162ZM178 102H179V101H178ZM184 102H185V101H184ZM184 102H183V103H184ZM208 102H207L205 105H204V104H201V105L206 106V105L208 104ZM226 102H228V101H226ZM234 102H235V101H234ZM236 102H237V101H236ZM236 102H235V103H236ZM14 103H17V102L14 101ZM31 103H29V105H30ZM34 103H33V104H34ZM37 103H39V102L37 101ZM37 103H35L36 105L34 104L36 107H37ZM43 103H44V102H43ZM45 103H44L45 106H43V107H44V108H43L44 110H45V107H46V104H45ZM57 103H58V102H57ZM63 103H64V102H63ZM65 103H66V101H65ZM168 103L166 102V105H168ZM171 103H173V99H172V102H171ZM180 103H181V102H180ZM185 103H186V102H185ZM197 103H199V102H197ZM200 103H201V102H200ZM203 103H204V102H203ZM215 103H216V101H215ZM224 103L222 102V104H221L222 107H223V104H224ZM6 104H7V103H6ZM11 104H13V103H11ZM17 104H18V103H17ZM33 104H31L30 106H34ZM47 104H48V103H47ZM76 104H78V103H76ZM83 104H85V103H83ZM162 104H163V103H162ZM193 104H195V103L193 102ZM226 104H227V103H225L224 105H226ZM228 104H230V103H228ZM231 104H234V103H231ZM239 104H240V102H239ZM8 105H10V104H8ZM8 105H7V106H8ZM52 105H53V104H52ZM59 105L62 106L61 103H60ZM70 105H71V103H70ZM163 105H164V104H163ZM171 105H172V104H171ZM182 105H183V104H182ZM187 105H188V103H187ZM190 105L192 106L191 103H190ZM190 105H189V106H190ZM199 105H200V104H199ZM234 105H236V104H234ZM1 106H2V105H1ZM7 106H4V107H7ZM10 106H11V105H10ZM15 106H16V105H14V106L12 107V109H17V108H15ZM35 106H34V107H35ZM38 106H40L39 109H41V104H38ZM71 106L73 107V105H71ZM81 106L83 107L84 105L81 104ZM81 106H80V104H79L78 106L76 105L77 109L80 107V110H81V108H82ZM173 106H174V104H173ZM177 106H178V105H177ZM185 106H186V105H185ZM191 106L189 107L190 109H191ZM207 106H208V105H207ZM211 106H212L211 108H213V105H211ZM2 107H3V106H2ZM18 107H20V106H18ZM34 107H33V108H34ZM72 107H71V108H72ZM168 107H170V106H168ZM175 107H176V106H175ZM175 107H174V108H175ZM181 107H182V106H181ZM186 107H187V106H186ZM192 107H193L192 109L196 110V109H195L196 106H195V107L192 106ZM197 107H199V106H197ZM200 107H201V106H200ZM200 107H199L198 110H197L198 112H200V111L203 109V108L200 109ZM209 107H210V105H209ZM215 107H216V106H215ZM222 107H219V106H218L219 109L222 108ZM238 107H239V105H238ZM243 107H242V108H243ZM21 108H23V106H21ZM33 108L31 107V108H30V111H31V109H33ZM183 108H184V107H183ZM205 108H206V107H205ZM205 108H204V110H205ZM211 108H210V110H211ZM218 108H217V109H218ZM227 108H229V107H227ZM239 108H241V107H239ZM1 109H2V108H1ZM12 109H10V110H12ZM50 109H51V108H50ZM73 109L75 110V108H73ZM82 109H83V108H82ZM177 109H178V108H177ZM181 109H182V108H181ZM192 109H191V110H192ZM217 109H215V110H217ZM223 109H224V108H223ZM229 109H231V108H229ZM232 109L234 110L233 112L237 111V110H235L234 108H232ZM10 110H9V111L6 110V111L9 112V114H11V113H10ZM17 110H18V109H17ZM54 110H55V109H54ZM71 110H72V109H71ZM71 110H70V111H71ZM172 110H173V109H172ZM182 110H184V111L186 112L185 114L187 115V112H188V111L186 110V108H185V109H182ZM188 110H189V109H188ZM199 110H200V111H199ZM204 110H203V111H204ZM210 110L207 109V111H210ZM215 110H214V111H215ZM241 110H243V109H241ZM241 110H240V111H241ZM247 110H246V111H247ZM1 111H2V110H1ZM15 111H16V110H15ZM15 111H13L14 114H15ZM32 111H33V110H32ZM37 111L39 112V111H41V110H38V107H37ZM65 111H66V110H65ZM70 111H69V112H70ZM75 111H77V110H75ZM75 111H74V112H75ZM82 111H83V110H82ZM84 111H85V110H84ZM180 111H181V110H180ZM184 111H183V112H184ZM192 111H193V110H192ZM197 111H196V112H197ZM214 111H212V112H214ZM219 111H220V110H219ZM222 111H223L224 114H225V110H222ZM2 112H3V111H2ZM2 112H1V113H2ZM4 112H5V111H4ZM21 112H22V110H21ZM21 112H20V110H19V113H18L19 115H18V116H21V114H20ZM35 112H36V110H35ZM47 112H48V111H47ZM47 112H46L45 114H47ZM57 112H58V111H57ZM57 112H56V114H57ZM66 112H67V111H66ZM77 112H79V111H77ZM167 112H168V111L166 110V113H167ZM171 112H173V111H171ZM204 112H205V111H204ZM212 112H210V113H212ZM229 112H231V111H229ZM233 112H232V115H233ZM237 112H239V111H237ZM237 112H235V113H237ZM251 112H252V111H251ZM5 113H6V112H5ZM5 113H4V115L2 116V117H4V119L7 118V116L5 115ZM33 113H34V111H33ZM40 113L42 114L43 112H40ZM49 113H50V112H49ZM70 113H71V112H70ZM83 113H84V112H83ZM83 113H82V114L78 113V114H80L81 117H82ZM169 113H170V112H169ZM173 113H174V112H173ZM188 113H189V112H188ZM205 113H206V112H205ZM205 113H203V112L201 111V114H205ZM207 113H208V112H207ZM226 113H227V111H226ZM239 113H240V112H239ZM7 114H8V113H7ZM31 114H32V113H31ZM34 114H35V113H34ZM41 114H40V115H41ZM56 114H55V115H56ZM59 114H63V113H59ZM68 114H69V113H68ZM72 114L74 115V113H72ZM76 114H77V113H76ZM78 114H77V116H78ZM197 114H198V113H196V114L194 113L193 115H194L196 118H198V119L200 118L202 124L204 123V125H206L205 121H204V122L202 121L201 116H200V117H199V116H196ZM201 114H198V115H201ZM212 114H213V113H212ZM214 114H216V112H214ZM214 114H213V115H214ZM219 114H220V113H217L215 116H216L217 118H218V117L221 118V117H222L221 115H223L222 112H221V115H220V116H217V115H219ZM240 114H241V113H240ZM248 114H249V113H248ZM252 114H253V113H252ZM43 115H44V113H43ZM63 115H64V114H63ZM70 115H71V114H70ZM166 115H167V114H166ZM166 115H165V116H166ZM173 115H174V114H173ZM173 115H172V116H173ZM193 115H192V116H193ZM207 115H208V114H207ZM210 115H211V114H210ZM210 115H209V116H210ZM229 115H231V114H227V115H226L227 119H229V118H228ZM263 115H264V114H263ZM263 115H261V116L263 117ZM5 116H6V117H5ZM11 116H12V114H11ZM13 116H14V115H13ZM16 116H17V115H16ZM16 116H14V117L16 118ZM37 116H38V115H37ZM41 116H42V115H41ZM48 116H49V115H48ZM48 116H47V115H46V116L44 115V117H46V118H47ZM53 116H54V115H53ZM64 116H65V115H64ZM66 116H67V115H66ZM68 116H69V115H68ZM176 116H177V115H176ZM187 116H188V115H187ZM203 116H205V115H202V117H203ZM224 116H225V115H224ZM242 116H244V115H242ZM249 116H250V115H249ZM14 117H12V118H13V119H12V122H14V121H13V120H14ZM32 117H33V115H32ZM34 117H36V116H34ZM34 117H33V118H34ZM42 117H43V116H42ZM42 117H41V118H42ZM44 117H43V118H44ZM61 117H62V116H61ZM210 117H212V116H210ZM213 117H214V116H213ZM229 117H230V116H229ZM232 117H233V116H232ZM236 117H237V115H236ZM238 117H239V116H238ZM257 117H259V116H257ZM10 118H11V117H9V119H10ZM20 118H21V117H19V120H20ZM38 118H40V117H38ZM49 118H50V117H49ZM49 118H48V119H49ZM56 118H57V117H56ZM63 118H64V117H63ZM63 118H61V119H63ZM207 118H208V117H206V119H207ZM240 118H241V117H240ZM247 118H248V117H247ZM252 118H255V119H256V117H252ZM259 118H261V117H259ZM259 118H258V119H259ZM1 119H2V118H1ZM9 119L7 118V120H9ZM35 119H36V118H35ZM44 119H45V118H44ZM44 119H43V120H44ZM48 119H45V120H48ZM75 119H76V118H75ZM79 119H80V117H79ZM81 119H82V118H81ZM172 119H174V117H173ZM172 119H171V120H172ZM179 119H182V118L180 117ZM183 119H185V118H183ZM187 119H188V118H186V120H187ZM209 119L211 120L212 118H208V120H209ZM213 119H215V117H214ZM227 119H226V121H227ZM230 119H231V118H230ZM234 119H235V118H234ZM238 119H239V118H238ZM243 119H244V118H243ZM245 119H246V118H245ZM250 119H251V118H250ZM7 120L5 119V121H7ZM15 120H16V119H15ZM19 120H18V121H19ZM33 120H34V119H33ZM50 120H51V119H50ZM71 120H72V119H71ZM73 120H74V118H73ZM73 120H72V124H74L75 122H78V121H75V120H74L75 122L73 123ZM203 120H205V117H204ZM208 120H206V121H208ZM221 120H222V119H221ZM221 120H220V121L217 120V123L221 122ZM224 120H225V119H224ZM236 120H237V119H236ZM240 120H242V119H240ZM240 120H239V121H240ZM256 120H257V119H256ZM263 120H264V119L262 118V121H263ZM1 121H2V120H1ZM5 121H4V122H5ZM18 121H16V122H18ZM20 121H21V120H20ZM20 121H19L18 123H20ZM31 121H32V119H31ZM31 121H30V122H31ZM36 121H37V120H36ZM41 121H42V120H41ZM48 121H49V120H48ZM51 121H52V120H51ZM59 121H60V120H59ZM61 121H62V120H61ZM63 121H64V120H63ZM165 121H166V119H165ZM169 121H170V119H169ZM172 121H173V120H172ZM175 121H176V123H177V117H176V120H175ZM190 121H192V120H190ZM193 121H194V120H193ZM195 121H196V120H195ZM214 121H215V120H214ZM228 121H229V120H228ZM232 121H233V123L235 122L234 120H232ZM237 121H238V120H237ZM239 121H238V122H239ZM257 121H258V120H257ZM4 122H3V123H4ZM10 122H11V121H10ZM34 122H35V121H34ZM34 122H31L30 124H32V123L34 124ZM38 122H39V119H38ZM54 122H55V121H54ZM65 122H66V121H65ZM69 122H70V121H69ZM167 122H168V120H167ZM178 122H181V120L178 121ZM209 122H210V121H209ZM229 122H230L229 124L231 125V120H230ZM241 122H242V121H241ZM259 122L261 123V121H258V123H259ZM1 123H2V122H1ZM6 123H8V122H6ZM14 123H15V122H14ZM51 123L53 124V122H51ZM81 123H83V122H81ZM171 123L174 124L175 122L173 121V122H170V124H171ZM181 123H182V122H181ZM186 123H187V125H189V122H185V124H186ZM192 123H194V122H192ZM195 123H196V122H195ZM195 123H194V124H195ZM217 123H216V124H217ZM222 123H223V122H222ZM242 123H243V125H246V124H244V123H245L244 121H243ZM262 123H263V122H262ZM262 123H261V124H262ZM10 124H11V123H10ZM12 124H13V123H12ZM41 124H46V123H43V121H42ZM47 124H48V123H47ZM49 124H50V123H49ZM49 124H48V125H49ZM52 124H51V126H52ZM66 124L68 125L67 122H66ZM72 124H71V125H72ZM77 124H78V123H77ZM77 124H76V125H77ZM179 124H180V123H179ZM182 124H183V123H182ZM210 124H212V122L209 123V124L207 123V126L210 125ZM219 124H220V125H219ZM219 124H218V125H219L220 128H221L222 125H221V123H219ZM227 124H228V123H226V125H227ZM229 124H228V125H229ZM6 125H7V124H6ZM16 125H17V123H16ZM16 125L13 124L12 126H16ZM18 125H19V124H18ZM53 125H54V124H53ZM69 125H70V124H69ZM71 125H70V126H66V127L69 128V127H71ZM76 125L74 124L73 127H74V126L76 127ZM187 125H186V126H187ZM192 125H193V124H192ZM204 125H202V126H204ZM212 125H213V124H212ZM212 125H211V126H212ZM232 125H233V124H232ZM234 125H235V123H234ZM237 125H238V127L240 126L239 123H237ZM258 125H259V124H258ZM51 126H50V127H51ZM61 126H62V124H61ZM77 126H78V125H77ZM80 126H81V125H80ZM175 126H176V124H175ZM177 126H178V125H177ZM184 126H185V125H184ZM186 126L183 127V128L181 127V129L184 130V129L186 128ZM193 126H194V125H193ZM193 126H192V127H193ZM197 126H198V125H197ZM197 126H196V127H197ZM199 126H200V125H199ZM207 126H205V127H207ZM211 126H209V127H211ZM214 126H215V125H214ZM214 126H213V127H214ZM219 126H218V129L220 130ZM224 126H225V125H224ZM235 126H236V125H235ZM241 126H242V125H241ZM241 126H240L239 128H243V127H241ZM259 126H260V125H259ZM1 127H2V125H1ZM4 127H6V126H4ZM9 127H10V126H9ZM35 127H36V126H35ZM38 127H40V126L38 125ZM44 127H46V126H44ZM47 127H48V126H47ZM52 127H54V126H52ZM62 127H63V126H62ZM64 127H65V126H64ZM66 127H65V128H66ZM178 127H179V126H178ZM178 127H175V129H177ZM192 127H191V130L194 129V128H192ZM222 127H223V126H222ZM225 127H226V129H227V126H225ZM228 127H229V126H228ZM232 127H233V126H232ZM261 127H262V126H261ZM6 128H7V127H6ZM19 128H21V127H19ZM36 128H37V127H36ZM81 128H84V127L82 126ZM189 128H190V127H189ZM197 128H200V127H197ZM197 128H196V129H197ZM207 128H208V127H207ZM216 128H217V127H216ZM235 128H236V127H235ZM235 128H234V129H235ZM256 128H257V127H256ZM256 128H254V129H256ZM41 129H43V127H42ZM41 129L38 130V131H42ZM45 129H46V128H45ZM49 129H50V128H49ZM54 129H55V128H53V131H54ZM173 129H174V128H173ZM196 129H195V130H196ZM208 129H210V128H208ZM228 129H229V128H228ZM228 129H227V130H228ZM230 129H231V128H230ZM246 129H247V127H246ZM246 129H244V130H246ZM254 129H253V130H254ZM259 129H260V128H259ZM4 130H5V129H4ZM8 130H9V129H8ZM10 130H11V129H10ZM14 130H16V128H15ZM31 130L34 131V130H33V127H31ZM50 130H51V129H50ZM58 130H60V129H58ZM82 130H84V129H82ZM189 130H190V129H189ZM191 130H190V132L192 133L193 130H192V131H191ZM197 130H198V129H197ZM197 130H196V132H197ZM222 130H223V128H221L220 131H222ZM227 130H226V132H227ZM231 130H232V129H231ZM256 130H257V129H256ZM0 131H1V129H0ZM6 131H7V130H5L4 132H6ZM67 131L70 132V130H67ZM165 131H166V130H165ZM168 131H169V129H168ZM175 131H176V130H175ZM187 131H188V128H187ZM187 131H186V132H187ZM210 131H211V130H210ZM220 131H219V132H220ZM251 131H252V130H251ZM1 132H2V131H1ZM7 132H9V131H7ZM13 132H14V131H13ZM35 132H36V131H35ZM57 132H58V131H57ZM69 132H67V135H68ZM81 132H82V131H81ZM166 132H167V131H166ZM166 132H165V133H166ZM179 132H180V130H179ZM181 132H183V131L181 130ZM186 132H185V130H184V133L187 135L188 132H187V133H186ZM193 132H194V131H193ZM198 132L202 134V132H200V130H199ZM208 132H209V131H207V132L204 131L205 134L208 133ZM212 132H213V131H212ZM215 132H216V131H215ZM217 132H218V131H217ZM226 132H225V133H226ZM228 132L230 133V132H232V131H229V130H228ZM236 132H238L237 129H236ZM254 132H255V131H254ZM259 132H260V130H259ZM19 133H20V132H19ZM44 133H46V131H45ZM44 133H43V134H44ZM49 133H50V132H49ZM49 133H47V134L49 135ZM59 133H61V132L59 131ZM59 133H58V136H59ZM64 133H66V132H64ZM173 133H175V132H173ZM177 133H178V132H177ZM199 133H198V134H199ZM222 133H224V130H223ZM225 133H224V135H223L224 137H225V135H227V134H225ZM239 133H242V134H243V130H242L241 132H239ZM252 133H253V131H252ZM255 133H257V136H256V137H258V132H255ZM9 134H11V133H9ZM20 134H21V133H20ZM39 134H41V132H40ZM47 134H46V135H47ZM75 134H77V133L75 132ZM83 134H84V133H83ZM166 134H168V132H167ZM169 134H170V133H169ZM185 134H183V135H185ZM195 134H196V133H195ZM213 134H214V133H213ZM213 134H212V138H213V136H214ZM220 134H221V133H220ZM236 134H237V133H236ZM242 134H241V135H242ZM249 134H251V133H249ZM1 135H2V133H1ZM32 135H33V134H32ZM36 135H37V133H36ZM44 135H45V134H44ZM46 135H45V136H46ZM52 135H53V132H52ZM55 135H56V134H55ZM70 135H71V134H70ZM72 135H73V134H72ZM171 135H172V132H171ZM183 135H182V136H183ZM189 135H190V134H189ZM192 135H193V133H192ZM230 135H231V134H230ZM253 135L255 136V134H252L251 136H253ZM259 135H260V134H259ZM6 136H8V135H6ZM6 136H5V137H6ZM9 136H10V135H9ZM34 136H35V135H34ZM42 136H43V135H42ZM75 136H76V135H75ZM166 136H167V135H166ZM173 136H176V134L173 135ZM177 136H179V135H177ZM180 136H181V135H180ZM194 136H197V135H194ZM194 136H193V137H194ZM203 136H204V135H203ZM203 136H200V137H203ZM215 136H216V135H215ZM233 136H234V135H233ZM236 136H237V135H235V138H237ZM243 136H245V135H243ZM243 136H240V135H239V137H241V138H242ZM247 136H248V139H250V141H256V140H257L255 137H254V138H255L256 140H251V138H250L251 136H250V135H246V138H247ZM249 136H250V137H249ZM2 137H4V136H1V139H2ZM18 137H19V134H18ZM40 137H41V136H40ZM40 137H39V138H40ZM46 137H47V136H46ZM56 137H57V135H56ZM60 137H61V136H60ZM76 137H78V136H76ZM81 137H82V136H81ZM170 137H171V136H170ZM186 137H190V136H186ZM206 137H208V135H207ZM210 137H211V136H210ZM210 137H209V138H210ZM219 137H220V136H219ZM221 137H222V136H221ZM260 137H261V135H260ZM263 137H264V135H263ZM15 138H16V137H15ZM15 138H13V139H15ZM34 138L36 139V138H38V137H34ZM39 138H38V139H39ZM43 138H44V137H43ZM58 138H59V137H58ZM69 138H70V137H69ZM166 138H169V137H166ZM171 138H172V137H171ZM171 138H169V139H171ZM174 138H175V140L177 141L176 137H174ZM174 138H172V141H173ZM178 138H179V137H178ZM227 138H228V136H227ZM231 138H233V137H231ZM235 138H234V139H235ZM241 138H240V140H241ZM261 138H262V137H261ZM41 139H42V137H41ZM41 139H39V140H41ZM46 139H47V138H46ZM61 139H62V138H61ZM63 139H64V138H63ZM73 139H74V138H73ZM85 139H86V138H85ZM190 139L192 140V138H190ZM203 139H205V138H203ZM203 139H202V140H203ZM206 139H207V138H206ZM213 139H214V138H213ZM213 139H211V140H213ZM218 139H219V138H218ZM258 139H259V137H258ZM15 140H17V139H15ZM32 140H33V139H32ZM44 140H45V139H44ZM70 140H71V139H70ZM70 140L67 141V140L65 139L64 141L71 142ZM175 140H174V141H175ZM178 140H179V139H178ZM182 140L184 141V139H182ZM186 140H187V139H186ZM199 140H201V138H200ZM215 140L217 141L216 137H215ZM215 140H213V142H214ZM220 140H221V139H220ZM222 140H224V138H222ZM225 140H227V139H225ZM225 140L223 141L224 143H225ZM231 140H232V139H231ZM231 140H230V138H229L228 141H230L231 143H233V142H232L233 140H232V141H231ZM1 141H2V140H1ZM4 141H5V140H4ZM6 141H7V140H6ZM18 141H19V140H18ZM36 141H37V140H36ZM172 141H171V142H172ZM194 141H195V140L193 139V142H194ZM196 141H197V140H196ZM196 141H195V142H196ZM228 141H227V142H228ZM259 141H261V140H259ZM259 141H257V142L259 143ZM9 142H10V140H9ZM12 142H13V141H12ZM12 142H11V145H12ZM32 142H35V141H32ZM37 142H38V141H37ZM43 142H44V141L42 140V143H43ZM45 142H47V141H45ZM61 142H62V141H61ZM61 142H60V143H61ZM67 142H66V143H67ZM81 142H82V141H81ZM171 142H170V143H171ZM178 142H179V141H178ZM178 142H177V143H178ZM180 142H181V141H180ZM189 142H190V141H189ZM202 142H203V141H202ZM205 142H206V141H205ZM209 142H211V141H208L207 143L209 144ZM223 142H222V144H223ZM261 142H262V141H261ZM261 142H260V143H261ZM263 142H264V141H263ZM35 143H36V142H35ZM35 143H34V144H35ZM39 143H41V142H39ZM42 143H41V144H42ZM54 143H55V142H54ZM62 143H63V142H62ZM62 143H61V144H62ZM72 143H73V142H71V144H72ZM173 143H175V142H173ZM181 143H182V142H181ZM198 143H199V142H198ZM207 143H206V144H207ZM231 143H230V144H231ZM247 143H248V142H247ZM247 143H244V142L242 143V142H241L240 144H245V145L247 146V145H248ZM252 143H253V142H252ZM252 143H251V144H252ZM1 144H2V143H1ZM32 144H33V143H32ZM32 144H31V147H33ZM37 144H38V143H37ZM48 144H49V143H48ZM52 144H53V143H52ZM52 144H51V146H50V149L47 148L49 151L52 149V148H51V147H52ZM64 144H65V143H64ZM67 144H70V143H67ZM71 144H70V145H71ZM85 144H86V143H85ZM196 144H197V142H196ZM199 144H200V143H199ZM210 144H211V143H210ZM210 144H209V145H210ZM228 144H229V143H228ZM235 144H236V141H235ZM235 144H234L233 146H237V145H235ZM254 144H255V143H254ZM262 144H263V143H262ZM262 144H261V145H262ZM2 145H3V144H2ZM2 145H1V146H2ZM14 145H15V144H14ZM14 145H13L12 147H14ZM17 145H18V144H17ZM54 145H55V144H54ZM54 145H53V147H54ZM80 145H82V144L80 143L79 146H80ZM168 145H169V143L167 144V146H168ZM187 145H188V142H187ZM191 145H192V143H191ZM193 145H194V144H193ZM193 145L191 146V148L193 147ZM202 145H203V144H202ZM223 145H226V144H223ZM223 145H222V146H223ZM249 145H250V143H249ZM256 145H257V144H256ZM256 145H255V146H256ZM263 145H264V144H263ZM263 145H262L260 148H263ZM1 146H0V147H1ZM6 146H9V145L6 144ZM35 146H36V145H35ZM35 146H34V147H35ZM39 146H40V145H39ZM79 146H78V147H79ZM167 146H166V148H167ZM174 146H176V145L174 144ZM180 146H181V145H180ZM197 146H198V145H197ZM199 146L201 147V145H199ZM203 146H205V143H204ZM206 146H207V145H206ZM226 146L229 147L230 145H226ZM231 146H232V145H231ZM233 146H232V147H233ZM242 146H243V145H242ZM246 146H244V147L246 148ZM20 147H21V146H20ZM42 147H44V145H43ZM68 147H70V149H71L72 145H71V146H68ZM170 147H172V146L170 145ZM176 147H177V146H176ZM200 147H198V148H200ZM210 147H211V146H210ZM237 147H238V146H237ZM244 147H241V149L237 148V150H238V149H239V150H242ZM247 147L249 148V146H247ZM251 147H252V146H251ZM251 147H250V148H251ZM257 147H258V146H257ZM9 148H11V146H10ZM16 148H17V147H16ZM35 148H36V151H37L38 145H37V147H35ZM55 148H56V147H55ZM66 148H67V147H66ZM66 148H64V149H66ZM76 148H77V147H76ZM181 148H182V147H181ZM184 148H185V147H183L182 150H184ZM191 148H190L189 150H191ZM193 148H195V146H194ZM202 148H203V147H202ZM204 148H205V147H204ZM226 148H227V147H225V149H226ZM2 149H4V148L2 147ZM2 149H1V150H2ZM44 149H45V147L43 148V150H44ZM60 149H63V148H60ZM68 149H69V148H67V150H68ZM70 149L68 150V152L71 151V150H73V149H75V148H72L71 150H70ZM85 149H86V146H85ZM174 149H175V147H174ZM177 149H178V147H177ZM196 149H197V148L193 149V150H195V151H193V153H196ZM200 149H201V148H200ZM206 149H207V148H206ZM231 149H233V148H231ZM252 149H253V147H252ZM252 149H251V150H252ZM12 150H13V149H11V151H12ZM16 150H17V149H16ZM32 150H33V149H32ZM52 150H53V149H52ZM167 150H168V149H167ZM169 150H170V149H169ZM169 150H168V151H169ZM179 150H180V147H179ZM182 150H181V151H182ZM187 150H188V149H187ZM187 150H186V148H185L184 151L186 152ZM189 150H188V151H189ZM211 150H213V149H211ZM214 150H215V148H214ZM234 150H235V149H234ZM237 150H236V151H237ZM245 150L247 151V148H246ZM249 150H250V149H249ZM254 150H255V149H254ZM254 150H252V151H254ZM11 151H10V152H11ZM59 151H61V150H59ZM64 151H65V150H64ZM64 151L61 152V153H65ZM75 151H76V150H75ZM75 151H73L72 153H75ZM168 151H167V152H168ZM175 151H176V150H175ZM188 151H187V152H188ZM200 151H202V150H200ZM205 151H206V150H205ZM207 151H208V149H207ZM209 151H210V150H209ZM216 151H218V150H216ZM231 151H232V150H231ZM231 151H230V152H231ZM259 151H261V149H260ZM259 151H258V152H259ZM0 152H1V151H0ZM17 152H18V151H17ZM19 152H20V151H19ZM34 152H35V151H34ZM50 152H51V151H50ZM50 152H49V153H50ZM66 152H67V151H66ZM187 152H186V153H187ZM203 152H204V151H203ZM213 152H214V151H213ZM213 152H212V153H213ZM226 152H227V151H226ZM238 152H239V151H238ZM255 152H256V151H255ZM255 152H254V154H256ZM261 152H262V151H261ZM2 153H3V152H2ZM8 153H9V152H8ZM15 153H16V152H15ZM15 153H14V154H15ZM20 153H21V152H20ZM72 153H71V154H72ZM169 153H170V152H169ZM175 153H176V152H175ZM183 153H184V152H183ZM191 153H192V150H191ZM198 153H199V152H198ZM198 153H196V154H197L198 157H199L200 154H198ZM200 153H201V152H200ZM204 153H205V152H204ZM204 153H203V155L206 154V153H205V154H204ZM207 153H208V152H207ZM214 153H216V152H214ZM244 153H245V152H243V154H244ZM247 153H249V151H247ZM56 154L58 155L59 153H56ZM76 154H77V153H76ZM76 154H75V155H76ZM179 154H182V153H179ZM188 154H190V153H188ZM232 154H234V153H232ZM238 154H239V153H238ZM240 154H241V153H240ZM249 154H250V153H249ZM261 154L263 155L264 153H261ZM72 155H73V154H72ZM173 155H174V154H173ZM177 155H178V154H177ZM190 155H191V154H190ZM194 155H195V154H193V156H194ZM213 155H214V156H217V154H216V155H215V154H212V156H213ZM227 155H228V153H227ZM234 155H235V154H234ZM245 155L247 156V154H245ZM256 155H257V154H256ZM0 156H1V155H0ZM4 156H5V155H4ZM10 156H13V155H10ZM16 156H17V155H16ZM169 156H170V155H169ZM206 156H207V155H206ZM212 156H211V158H212ZM218 156H219V154H218ZM232 156H233V155H232ZM237 156H238V155H237ZM241 156H243V155H241ZM1 157H2V160H3V156H1ZM1 157H0V158H1ZM72 157H73V156H72ZM170 157H171V156H170ZM170 157H169V158H170ZM174 157L176 158V156H173V158H172L173 160H174ZM189 157H191V156H189ZM243 157H244V156H243ZM259 157H262V156H259ZM5 158H6V157H5ZM15 158H16V157H15ZM178 158H179V157H178ZM196 158H197V156H196ZM199 158H200V157H199ZM217 158H218V157H217ZM8 159H9V158H8ZM73 159H75V158H73ZM172 159H171V160H172ZM214 159H216V158L214 157ZM262 159H263V158H262ZM11 160H12V158H11ZM16 160H17V158H16ZM178 160H180V159H178ZM178 160H177V161H178ZM182 160H184V159H182ZM182 160H181V161H182ZM200 160H201V159H200ZM224 160H225V159H224ZM224 160H223V161H224ZM228 160H229V162H231V161H230V158H229ZM238 160H239V159H238ZM7 161H9V160L6 159V162H7ZM18 161H19V160H17V162H18ZM168 161H170V160H168ZM181 161H180V162H181ZM217 161H219V160H217ZM225 161H226V160H225ZM240 161H241V160H240ZM259 161H261V163H260V165H261V164H262V160L260 159ZM263 161H264V160H263ZM173 162H174V161H171V164H172ZM197 162H198V161H197ZM200 162H202V161H200ZM213 162H214V161H213ZM0 163H1V162H0ZM176 163H177V162H176ZM182 163H183V162H182ZM218 163H223V162H218ZM227 163H228V161H227ZM227 163H226V165H227ZM9 164H10V163H9ZM178 164H179V162H178ZM197 164H198V163H197ZM228 164H229V163H228ZM236 164H238V163H236ZM242 164H243V163H242ZM242 164H241V165H242ZM13 165H14V164H13ZM169 165H170V164L168 163L167 166L169 167ZM172 165H173V164H172ZM180 165L182 166L183 164H180ZM180 165H179V166H180ZM201 165H204V164H201ZM216 165H218V164L216 163ZM221 165H225V164L223 163V164H221ZM221 165H220L221 168L219 167V169H223V167H222ZM245 165H246V164H245ZM1 166H2V165H1ZM5 166H6V165H5ZM7 166H8V165H7ZM10 166H11V165H10ZM170 166H171V165H170ZM176 166H177V165H176ZM179 166H178V168H179ZM186 166L188 167L189 164L187 163ZM186 166H185V167H186ZM218 166H219V165H218ZM242 166H243V165H242ZM262 166H263V165H262ZM8 167H9V166H8ZM238 167H239V165H238ZM2 168H3V167H1V169H2ZM6 168H7V167H5V169H6ZM18 168H19V167H18ZM18 168H17V169H18ZM20 168H21V167H20ZM178 168H177V169H178ZM183 168H184V167H183ZM183 168H182V169H183ZM191 168H192V167H191ZM227 168H228V167H225L224 169H227ZM229 168H230V167H229ZM232 168L235 169V168H236V165H235L234 167L232 166ZM240 168H241V167H240ZM263 168H264V166H263ZM263 168H262V169H263ZM9 169H10V168H9ZM170 169H171V168H170ZM170 169H167V171L170 170ZM173 169H175V168L173 167ZM188 169H190V166H189V168H187V169L184 168V170H186V172H189V171H187ZM224 169H223L222 171H220V172H222L221 174H223L224 171H228V170H229V169H227V170H224ZM234 169H233V170H234ZM243 169H245V168H243ZM243 169H242V170H243ZM262 169H261V170H262ZM10 170H11V169H10ZM10 170H9V171H10ZM14 170L16 171V169H14ZM245 170H246V169H245ZM7 171H8V170H7ZM176 171H178V170H176ZM190 171H191V170H190ZM229 171H230V170H229ZM237 171L239 172L240 170L238 169ZM263 171H264V170H263ZM263 171H262V172H263ZM168 172H169V171H168ZM168 172H166V173H168ZM192 172H193V171H192ZM192 172H191V173H192ZM194 172H195V171H194ZM194 172H193V174H194ZM220 172H219V173H220ZM235 172H236V171H235ZM243 172H246V171L243 170ZM9 173H10V172H9ZM16 173H17V172H16ZM196 173H197V171H196ZM226 173H227V172H224V174H226ZM2 174H3V173H2ZM11 174H13V173H11ZM168 174L170 175V174H171V171H170ZM175 174H176V173H175ZM180 174H181V172H179V174L177 173L176 175H179V176H180ZM221 174H219V175H221ZM233 174H234V173H233ZM14 175H15V174H14ZM169 175H168V177H169ZM176 175H175L174 177H176ZM188 175H189V173H188ZM196 175H197V174H196ZM229 175H230V173H229ZM229 175H228V174H226V175H224V176L221 175V177L223 176L222 178H224L225 176L227 177V176H229ZM2 176H3V175H2ZM7 176H8V175H7ZM9 176H10V175H9ZM75 176H76V175H75ZM75 176H74V177H75ZM171 176H172V174H171ZM182 176H184V175L182 174ZM230 176H231V175H230ZM3 177H4V176H3ZM12 177H13V175H11V178H12ZM165 177H167V175H166ZM174 177H173V178H174ZM177 177H178V176H177ZM177 177H176V178H177ZM185 177H186V176H185ZM187 177H188V176H187ZM187 177H186V178H187ZM190 177H191V176H190ZM233 177H234V176H233ZM262 177H263V174H262ZM262 177H261V179H262ZM11 178H10V179H11ZM14 178H15V177H14ZM16 178H17V177H16ZM81 178H82V177H81ZM170 178H171V177H170ZM170 178H169V179H170ZM182 178L184 179V177H182ZM186 178H185V179H186ZM227 178H228V177H227ZM231 178H232V177H231ZM259 178H260V177H259ZM169 179L167 178V180H169ZM183 179H182V180H183ZM225 179H226V178H225ZM225 179H223V180H225ZM229 179H230V178H229ZM13 180H15V182L17 181L16 179H13ZM171 180H172V179H171ZM188 180H189V179H188ZM188 180H187V181H188ZM226 180H227V179H226ZM230 180H231V179H230ZM232 180L235 181V178L232 179ZM255 180H256V179H255ZM255 180H254V183H255ZM257 180H258V179H257ZM259 180H260V179H259ZM259 180H258V182H259ZM10 181H11V180H10ZM174 181H175V179H174ZM260 181H261V180H260ZM262 181H263V183H264V177H263V180H262ZM8 182H9V181H8ZM12 182H14V181H12ZM80 182H81V181H80ZM161 182H162V181H161ZM184 182H185V181H184ZM226 182H227V181H226ZM243 182H244V181H243ZM258 182H257V183H258ZM10 183H11V182H10ZM10 183H8V184L11 185ZM18 183H19V182H18ZM181 183H182L184 186H187V185H185L183 182H181ZM186 183H187V182H186ZM227 183H228V182H227ZM227 183H225V184H227ZM229 183H231V182L229 181ZM229 183H228V185H229ZM16 184H17V183H16ZM167 184H170V183H167ZM234 184H235V182H234ZM0 185H2V184H0ZM13 185H15V184H13ZM83 185H84V184H83ZM255 185H256V183H255ZM257 185H258V184H257ZM261 185H264V184H261ZM5 186H6V185H5ZM170 186H171V185H170ZM178 186H181V187H182V185H180V184H178ZM235 186H236V185H235ZM6 187H7V186H6ZM6 187H5V188H6ZM80 187H82V184H81ZM167 187H168V185H167ZM181 187H180V188H181ZM229 187H230V185H229ZM258 187H259V186H258ZM5 188H4V190H5ZM7 188H8V187H7ZM10 188H12V187H10ZM83 188H84V187H83ZM147 188H148V187H147ZM231 188H232V186H231ZM231 188H229V189H231ZM263 188H264V186H263ZM1 189H2V188H1ZM8 189H9V188H8ZM14 189H16V188H14ZM175 189H178V188H175ZM240 189H241V188H240ZM240 189H239V190H240ZM259 189H260V188H259ZM2 190H3V189H2ZM83 190H85V188H84ZM87 190H89V189H87ZM87 190H86V191H87ZM142 190H143V189H142ZM166 190H168V189L166 188ZM180 190H181V189H179V191H180ZM184 190H185V189H184ZM184 190H182V193H183ZM234 190H236V189H234ZM256 190H258V189H256ZM263 190H264V189H263ZM263 190H261V192H262ZM6 191H7V190H6ZM6 191H5V192H6ZM8 191H9V190H8ZM11 191H14V190H11ZM91 191H93V190H91ZM111 191H112V190H111ZM138 191H139V190H138ZM179 191H178V192H179ZM231 191H232V189H231ZM231 191H230V194H231ZM5 192H4V193H5ZM105 192H106L105 190H104V192L99 191V192L96 194V193L93 191V192H91L90 194H91V195H98V196H100V195H104ZM109 192H110V191H109ZM132 192H134V191H132ZM167 192H168V191H167ZM167 192H166V193H167ZM178 192H175V194L178 193ZM180 192H181V191H180ZM184 192H185V191H184ZM233 192H234V191H233ZM257 192L259 193L260 191L258 190ZM0 193H1V192H0ZM12 193H13V192H12ZM15 193H16V192H15ZM15 193H13V194H15ZM87 193H88V192H87ZM87 193H86V195H87ZM94 193H95V194H94ZM103 193H104V194H103ZM111 193H112V192H111ZM114 193H115V192L113 191V194H114ZM116 193H118V191H117ZM169 193H170V191H169ZM182 193H181V194H182ZM238 193H241V191H240V192H237V193H234V194H231V195H232V196L235 195V194L238 195ZM8 194H9V193H8ZM106 194H108V193L106 192ZM106 194H105V196H106ZM109 194H110V193H109ZM230 194H228V196H230ZM241 194H243V193H241ZM259 194H260V193H259ZM261 194H262V193H261ZM10 195H11V194H10ZM177 195H178V194H177ZM117 196H119V195H117ZM258 196H259V195H258ZM261 196H262V195H261ZM14 197H15V195H14ZM18 197H19V196H18ZM88 197H89V194H88ZM88 197H87V198H88ZM91 197H93V196H91ZM102 197H103V196H102ZM111 197H112V196H111ZM238 197H239V196H238ZM240 197H242V196H240ZM240 197H239V198H240ZM4 198H5V197H4ZM84 198H86V197H84ZM112 198H113V197H112ZM119 198H120V197H119ZM234 198H235V197H234ZM260 198H261V197H260ZM12 199H13V197H12ZM16 199H17V196H16ZM92 199H93V198H92ZM262 199H263V198H262ZM89 200H90V199H89ZM110 200H111V199H110ZM90 201H91V200H90ZM90 201H89V202H90ZM104 201H105V200H104ZM120 201H121V200H120ZM126 201H127V200H126ZM262 201H263V200H262ZM0 202H1V200H0ZM3 202H4V201H3ZM97 202H98V201H97ZM106 202H107V200H106ZM110 202H111V201H110ZM112 202H113V199H112ZM226 202H227V201H226ZM233 202L235 203V201H233ZM90 203H91V202H90ZM117 203H118V202H116L115 204H117ZM119 203H120V202H119ZM227 203H228V202H227ZM237 203H238V202H237ZM260 203H262V202H260ZM263 203H264V202H263ZM263 203H262V204H263ZM0 204H2V203H0ZM7 204H8V203H7ZM224 204H225V203H224ZM232 204H233V203H232ZM239 204H240V202H239ZM241 204H242V203H241ZM12 205H13V204H12ZM229 205H230V203H229ZM242 205H243V204H242ZM1 206H2V205H1ZM7 206H8V205H7ZM14 206H15V205H14ZM230 206H231V205H230ZM232 206H233V207H231V210H229V212L231 211L230 213H232V208H234L235 205H232ZM239 206H241V205H239ZM224 207H225V206H224ZM226 207H227V205H226ZM228 207H229V206H228ZM4 208H5V207H4ZM220 208H221V207H220ZM236 208H237V207H236ZM5 209H6V208H5ZM237 209H239V208H237ZM262 209H263V207H262ZM242 210H243V209H242ZM5 211L7 212V210H5ZM9 211H10V208H9ZM235 211H237V210L235 209ZM239 211H240V210H239ZM239 211H237V213H238ZM243 211H244V210H243ZM6 212H5V213H6ZM222 212H223V210H222ZM225 212H226V211H225ZM225 212H224V213H225ZM229 212H227V214H228ZM233 212H234V211H233ZM245 212H246V211H245ZM237 213H235L236 216H237ZM241 213H242V212H241ZM0 214H1V213H0ZM2 214H3V212H2ZM6 214H7V213H6ZM8 214H9V212H8ZM233 214H234V213H233ZM233 214H232V215H233ZM4 215H5V214H4ZM229 215H230V217L232 216L231 214H229ZM1 216H2V215H0V217H1ZM9 216H10V215H9ZM9 216H8V217H9ZM6 217H7V215H6ZM6 217H5V219H6ZM8 217H7V218H8ZM227 217H228V216H227ZM232 217L234 218V215H233ZM238 217H239V216H238ZM238 217H237V218H238ZM241 217H242V216H241ZM245 217H246V216H245ZM246 218H247V217H246ZM12 219H14V217H12ZM247 219H248V218H247ZM8 220H11V217H10V219H8ZM218 220H219V219H218ZM228 220H230V219H228ZM240 220H241V218H240ZM240 220H239V221H240ZM248 220L250 221V219H248ZM4 221H5V220H4ZM13 221H14V220H13ZM226 221H227V220H226ZM226 221H225V222H226ZM235 221L238 222L237 220H235ZM235 221H234V222H235ZM6 222H7V221H6ZM236 222H235L234 224H236ZM241 222H242V221H241ZM246 222H247V221H245L244 223H246ZM9 223H10V222H9ZM9 223H8V224H9ZM249 223H250V222H247V224H249ZM13 224H14V223H13ZM13 224L11 223V225H13ZM234 224H233V225H234ZM238 224H240V222H239ZM241 224H242V223H241ZM241 224H240V225H241ZM0 225H1V224H0ZM5 225H6V224H5ZM233 225H232V227H233ZM243 225H244V224H243ZM245 225H246V224H245ZM249 225H250V224H249ZM250 226L252 227L253 225H250ZM250 226H249V227H250ZM1 227H2V226H1ZM4 227H6V226H3V228H4ZM7 227L9 228V226H7ZM7 227L4 228V230H5V229H8ZM217 227H219V226L217 225ZM11 228H12V227H11ZM219 228H220V227H219ZM233 228H234V227H233ZM233 228H232V229H233ZM238 228H239V226H238ZM241 228H242V226H241ZM246 228H248V227L246 226ZM9 229H10V228H9ZM12 229H13V228H12ZM217 229H218V228H217ZM239 229H240V228H239ZM239 229H238V230H239ZM250 229H251V228H250ZM235 230H237V229H235ZM240 230H242V229H240ZM247 230H249V229H247ZM247 230L243 229V230H242V233H243V231H245V232H246V235H247ZM251 230L253 231V229H251ZM6 231H7V230H6ZM232 231H234V230H232ZM249 231H250V230H249ZM252 231H251V232H252ZM7 232H8V231H7ZM11 232H12V231H11ZM14 232H15V231H14ZM238 232H239V231H238ZM238 232H236V233H238ZM1 233H2V232H1V230H0V234H1ZM231 233H232V232H231ZM234 233H235V232H234ZM9 234H10V231H9ZM244 234H245V233H243V235H244ZM10 235H11V234H10ZM12 235H13V234H12ZM14 235H15V234H14ZM16 235H17V234H16ZM243 235H241V236L243 237ZM1 236H2L1 238H3V235H1ZM8 236H9V235H8ZM236 236H237V235H236ZM5 237H6V235H5ZM14 237H15V236H13V239H14ZM235 238H236V237H235ZM238 238H239V237H237V239H238ZM9 239H10V236H9ZM9 239H8L7 241H9ZM11 239H12V238H11ZM13 239H12V240H13ZM239 239H240V238H239ZM241 239H242V238H241ZM243 240H244V238H243ZM246 240H248V239L245 238L244 241H246ZM4 241H5V240H4ZM4 241H3V242H4ZM239 241H240V240H239ZM0 242H1V241H0ZM12 242H14V241H12ZM247 242H249V241H247ZM254 242H255V240H254ZM254 242H253V243H254ZM5 243H6V242H5ZM240 243H241V242H240ZM253 243H252L253 246H251V247H254V246L256 247V243H255V244H253ZM7 244H8V243H7ZM237 244H238V243H237ZM245 244H247V243H245ZM3 245H4V244H3ZM11 245H12V244H11ZM241 245H242V244H241ZM257 246H258V245H257ZM12 247H14V246H12ZM12 247H10V248H12ZM247 247H248V246H247ZM251 247H250V248H251ZM1 248H2V247H1ZM4 249H5V248H4ZM244 249H245V248H244ZM248 249H249V248H248ZM1 250H3V249H1ZM7 250H8V249H7ZM251 250H252V249H251ZM251 250H250V251H251ZM242 251H243V250H242ZM256 251H257V250H256ZM7 252H8V251H7ZM13 252H14V251H13ZM9 253H11V252H9ZM24 253H25V252H24ZM244 253H246V250L244 251ZM244 253H243V255H244ZM252 253H253V252H252ZM255 253H256V252H255ZM26 254H27V253H25V255H26ZM47 254H48V253H47ZM1 255H3V254H1ZM1 255H0V256H1ZM48 255H49V254H48ZM246 255H247V254H246ZM250 255H251V254H250ZM45 256H46V254H45ZM4 257H5V261H6V256H4ZM47 257H48V256H47ZM257 257H258V256H257ZM44 258H46V257H44ZM49 258H50V256H49ZM245 258H247V257L245 256ZM254 258H255V257H254ZM11 259H12V258H11ZM257 259H258V258H257ZM257 259H256V260H257ZM7 260H8V259H7ZM21 260H22V259H21ZM37 260H38V259H37ZM49 260H50V259H49ZM9 261H10V259H9ZM19 261H20V260H19ZM38 261H39V260H38ZM41 261H42V260H41ZM39 262H40V261H39ZM42 262H43V261H42ZM45 262H46V261H45Z\"/></svg>",
  "mask_w": 264,
  "mask_h": 264
},
{
  "label": "built area",
  "instance_id": "obj_3",
  "mask_svg": "<svg viewBox=\"0 0 264 264\" xmlns=\"http://www.w3.org/2000/svg\"><path fill=\"white\" fill-rule=\"evenodd\" d=\"M238 12L241 74L257 79L264 95V0H239Z\"/></svg>",
  "mask_w": 264,
  "mask_h": 264
}]
</instances>
